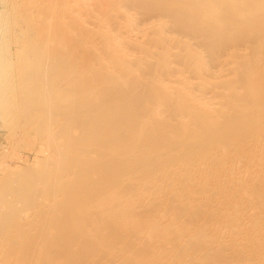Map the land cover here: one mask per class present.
Segmentation results:
<instances>
[{"label":"bare ground","instance_id":"obj_1","mask_svg":"<svg viewBox=\"0 0 264 264\" xmlns=\"http://www.w3.org/2000/svg\"><path fill=\"white\" fill-rule=\"evenodd\" d=\"M48 1H49V3H45V4L43 1V6H42L43 8L37 7L38 10L41 9L40 11H42V10L48 9V10H51V13H53V12L56 13L57 9L54 8L56 6V1L53 0L55 2V3H53V4H55V6L54 7L52 6L51 9H49V4H50L51 0H47L46 2H48ZM63 1H65V0H63ZM31 2L32 1H30V3ZM65 2H66V4H68L67 0ZM132 2H133L131 4L132 7L134 4L135 5L137 4L136 6H138L139 8L142 9L140 11H143V13L146 14L147 16L152 17V16H157V14H159V15H162L164 17L172 18L171 25H170L172 28L171 29H167V28L162 29L161 28L160 30H158L156 32V33H158L159 37L155 36L157 38H153V39L151 37H149V38H151V40L149 39V41L153 42L154 44L156 43V45H157L156 47H158L160 49L159 51H157L158 50V48H157L156 53L155 52L151 53V51H149L150 56H153L154 61L150 60V59H152V58H150V56H149L150 59H146L147 57H145V59L148 60V62H146L144 58H140V60L135 59L137 61H134V60L131 61L129 59L125 60L122 55H119V53H115V50H116L114 47L115 44H112L113 45L112 46L111 45L112 42L109 43L110 45L107 42L106 47L104 46L105 47L104 49H107L108 53L110 51V53H109L110 57L109 58L112 59V61H113L112 63L116 62V65H117V67H115L116 71H118V69L120 71V72L118 71V73H119L118 75H120L118 77L120 79H118L117 82H121V84H118L117 82H116L117 83L116 84L114 82V80L113 81L109 80V78L111 79V77H117V74L114 75L112 73V75H114V76H112L109 73L108 77H109V75L111 77L108 78V80H109L108 84L112 85V83H113L115 86L116 85L117 86L114 88L112 87V89L110 88L109 90L107 89L106 94L103 95V97L100 98V96L96 95L98 92V89L100 87L91 85L92 83H87L92 79V77L94 76L95 73H92V74L87 73V75L88 74L89 75L84 77V74H85V72H84L83 77H81V76L78 77V74L76 73L77 69L73 70L74 67H78V64L76 66V65H73V63H72V65H73L72 66L71 65L72 61L69 62V64H67L66 62L68 61V59H67V61H65V59H63L65 56L61 57V55H63L66 52V51H64V49L63 50L61 49L63 47V45H61L62 47L60 48V50H58L59 53L61 50L64 51V53L62 52L63 54L60 55L59 53H56V55H53L54 53L53 54L51 53L52 56H54V57L58 56L59 59H56L54 57H51V59H50L48 56V58L50 60L54 61V59H56L57 61L55 60L54 61L55 63L53 61H49V63L46 61L48 64V66L47 65L46 66H47V68L49 67L50 72H51V73L49 72L50 73L49 76H51L52 79L49 76H48L49 77L48 79L45 78L49 74V73H47V70L45 72V73H47V75L46 74L44 75V69L43 70L40 69L42 74L37 73L38 71L34 70V69H36V65H43V63L40 61H39V64L35 63L36 61L34 63H32L31 66H32L33 71L24 72L25 71L24 70L23 71L24 74H19L21 70L19 71L17 69L19 71V73H16L17 78L19 77L18 80H20V76L22 75L23 81L25 82V84H27V85H28V83H32V85L34 84L33 87H32V85H30L32 88L31 90L27 91L25 89V91H27V92H25L27 99L25 98L26 100H23V99H21V100L26 101L25 103H27L28 105H27V107H24V109L29 108L28 106L31 107L32 106L31 104L38 103L41 101H46L45 104L43 103L44 105L41 103L44 107L47 104V102L51 101L50 102L51 104L48 103L46 105V107L42 108L41 110L34 111L35 113L31 110L30 111L27 110V112L30 115L35 116L34 114H36L35 117L37 119H36V122L35 121L34 122L39 124L38 127H41L40 125L44 126L43 127L44 131L47 129V131H45V132L49 133V130H51L50 129L51 126L55 125V123L58 120L60 122L57 125L60 124L59 127L62 130L60 129V131H59V129H58V131H55V132H59V134H57L55 132H54L55 134L53 132H52L53 133L52 134L50 132L51 133V135H50V133L47 134V133L43 132L44 134H47L49 137H47L45 135L44 137H46V138L40 139V140H43V141L45 140L47 143H49V144H47L48 147H51V148H52V144L57 145L58 139L64 140V142L66 141V146L69 147L68 150L72 146H74L73 149L75 151H77V154L74 155L76 152L74 154L67 153V151L63 152L64 150L63 151L61 150V152H60V149H58L59 150V156H60L58 158V160L56 159L54 162L51 161L50 163H48V158H46L45 162H43V163L47 162L48 163L47 165H50L51 163H53L52 169L49 166L47 167V165L43 166L45 168L47 167L48 169L49 168L51 169V171H49L50 169L45 170L46 172L51 173L50 174L51 178H48V176H45L48 178L47 179L48 181H49V179H51L53 181V184L50 183L52 185H49V188L51 186V188H50L51 190L53 188L56 189V187L57 188L59 187L62 189V186L65 187V185H67V184H68V186L72 185V186H69L70 188L66 187L65 191L67 189H69V192L67 194L65 193V195H64V192H62L63 194H62L61 198H59V197L57 198V195H56L57 199H55L53 197L52 194L55 192L54 191L55 189L52 190V192L53 191L54 192L51 193V195H47L48 193L51 192V190L48 188L47 184H46L47 188H45V190L47 189L46 190L47 193L45 192L44 189L39 190L36 187L38 185L36 182L39 180L43 181V179H44L43 182H45V181L47 182V180L44 177V174L46 173L44 171V169H42L44 174H42V173L40 174L41 171L39 169L37 172L34 171V172H36V174H38V172H39L38 175H43L44 178H42L38 175H35L36 177L38 176L39 180H37L38 178L35 180L36 177L34 175H32V177H30V175L32 173H30V175H28V173H26L27 177H25V174H22V176L25 177V179L23 178V180L24 181L26 180L25 184H24L23 180H22L23 182L22 181L20 182L19 179H18L19 180L18 182H13L14 180L12 179V181H10L11 183L9 184L8 183L9 179L8 178L6 179L3 175V179L0 181V183H1L0 184V187H1V189H0V239L2 240V241H0V246H1L0 248L3 250L2 252H4L6 249L10 250L11 248L14 250L15 246L19 247L18 245H16L17 243L20 245L19 248L22 249V246H23L22 244L25 243V246H26V243H27V248L23 246V249L25 248L27 250L26 252H28L29 251L28 248L30 247L33 249L34 254H35L36 250L33 247H36V245L33 246V245L28 244L29 239H32L31 236H33V234L35 235V233H36V231L34 232L35 229H31L32 228L31 225H29L30 228L27 227L28 230L31 229V230H29L30 232L28 231V235L30 234L29 236L24 235L23 231H22L23 228L26 227L25 226L26 223H28L30 221L33 222L34 225H36L38 222L40 223V224L38 223V226H40L38 228V231L40 230V232L37 231L36 235L38 236L40 233L38 238L43 239L41 242L44 241L45 244H43V246L42 245L41 246L44 247L46 245V243L50 241V240L48 241L46 239V236H47V234H49V231H50L49 227L52 228V226H53V228H58L59 232H60V230H63L64 228H65V230L69 231L68 229L70 228V225L71 226L74 225V224L73 225L69 224L70 222L77 223V221H79V220H84V219H88V218L91 219L90 217L95 218L96 216H98L100 218V220H101V218H103L104 220L108 219L109 223L108 224L104 223L106 225L102 224L103 226H101V224L99 222H97V219L99 220V218H95L96 220L94 219L95 221L94 220L93 221L97 223V226L95 225L96 223H94V222H92V224L93 223L94 224L93 225L91 224V225L96 226L98 229H96V232H95L93 230L94 228L92 227V230L94 231V233H92L93 235H91L89 238L86 236L88 238L87 240H85L86 243H84V239H83V241L80 240L82 238H80L78 235H76L78 233L72 234V233H74L73 230H71L73 232L71 233L72 235H70L69 237H66V236H63L60 234H58L60 236H54L52 238L54 241V242H52L53 245H52V243H47V245L51 244V245H48V247L49 246H51V247H49V249L47 247H45L46 252L43 251L45 256H48V257L51 256L49 258H45L47 261V262L46 261L45 262L47 264H50V263L52 264V262H50V263H48V262H49V260L53 261L51 259L55 260L56 259L55 256H57L59 254H60L59 256H61V253H63V252L72 253L74 250V247H77L79 244L78 241H80V244H82V246L84 244L85 245L90 244V245H94V247H95V245H96V247H95L96 250L93 249V251H96L95 253H97V254L85 253L87 251H85L84 253H81L80 252L81 248H79L80 254L77 253V255L75 254V256H73L74 257V264H134L133 256H135V255H133V254L139 253L138 251H140L142 248V246H137V244H138L137 241H138V239L140 240L141 237H144L146 235L147 236L150 235V233L152 232L153 229L151 227H149V225H150V223H152V221L154 222V220H152L149 224L147 222L146 224L148 226H145L146 224H144V222H145L144 219H146V218L143 215H141L143 217H141L139 215L145 207H147L146 209H148L149 207H150L149 209H151V208H155L154 206H157L158 203H160V205L162 204L161 201H163L165 198V197L164 198L162 197L163 196L162 195L163 187L165 188V187H167V184L171 185L174 182L175 183L178 182V183H181L182 186L185 188V189L184 188L180 189V187L182 188V186L177 183L178 185L176 184L175 186H180V187H178V188L173 187L171 194L169 193L170 196H174L175 200H177L176 202L178 203L177 205H179L178 206L179 208L177 206H176V208L178 209V211L180 213H183L186 210H188L187 209L188 204H189V202H191L193 200L194 192H192V191H194V190H196L197 192H200L202 190H206L208 197H207V195H205L206 193H203L205 196H203L202 199L208 198L207 200L211 201V199H212L214 202L217 201V199H218L217 202H219L221 199H223V197H225V196H222V193H223V195L228 193V192H226V188L228 185L225 188L221 185H220L221 187L218 185V187H217L218 190L216 188L214 190V187H213V189L210 188V187H212L211 181H213V179L221 182L220 179L222 178L221 177L222 174H220V171H218L217 174L214 173L215 172L214 169L216 167L213 169L214 172L212 173L211 169H209L210 168L209 164H207V166L209 168L208 167L206 168V165L204 164L206 161L205 158L216 160L218 157H221V156H219L221 154L228 153L231 151H236V152L241 153V151H243V150L246 151L245 149H247V147L253 146L254 145L253 143H255V142L258 143L257 145L255 143V146H258L260 144L259 142H264V0H135V1L133 0ZM145 2H147V4ZM30 3H29V5H30ZM58 3L61 6H62V4L65 5L64 3L61 4V1ZM127 3H128V1H127ZM13 4H15V3H13ZM47 4H48V6H47ZM59 4H58L59 8H58V6L56 7V8H58V11L60 8H62V7H60ZM23 5H25V4H23ZM35 5H36V3H35ZM44 5H46V6H44ZM68 5H70V3ZM68 5H66V7ZM131 5H130V7H131ZM36 6H33V8L34 7L36 8ZM18 7H19V5H18ZM63 7H65V6H63ZM112 7H114V6H112ZM115 7H117V6H115ZM53 8H54V10H53ZM139 8H138V10H139ZM167 8L168 9L171 8V9L167 10ZM64 9H66V8H64ZM31 10H32V8L30 9V11ZM55 10H56V12H55ZM67 10H69V9L67 8ZM67 10H64V11H67ZM20 12H22V11H20ZM36 12H38V13H37V17H35V18L39 19V23H40L41 21H40L39 16H41V15L38 16L39 11L36 10ZM43 12L45 14L46 11H42V13ZM8 14H7V16H8ZM32 14H33V12H32ZM44 14H43V16H45ZM48 14H50V11H49V13H46V15H48ZM21 15L22 14L20 13L19 16H21ZM25 15H27V14H25ZM53 15L54 14H52L51 16H53ZM56 15L57 14H55L54 17ZM34 16L32 17L33 18L32 22H33V24L35 23L36 28H39L38 29V33H39L40 27H41V29L44 28V25L46 23L48 24L49 20L46 23L44 22V24L42 22L41 25L43 24V26L38 27L39 26V24H37L38 22H34V20H35ZM60 16H62V15H60ZM60 16L55 17V18L59 19ZM12 17H13V15H12ZM45 17L47 19L50 18L47 16H45ZM29 18H30V16H29ZM13 19H14V17H13ZM23 19H26V20H25V22L22 21V23L23 22L26 23L29 20H31V18L28 19L26 17ZM68 19H70V18H68ZM8 20H10V19H8ZM8 20H7V22H8ZM62 20H63V17H62ZM35 21H38V20H35ZM31 23L29 21L26 24L32 25ZM54 23H51L50 26ZM54 25H56V26H54V27L51 26V28H55L54 30H51V32L54 31L53 32V34L55 33L54 35L51 34V32H48V30L51 29L50 27L47 26L48 29H46V30L43 29V31L47 32V33L44 32L47 36H48V33H50V35H49L50 39L49 40L53 39V37L51 35L56 36V37H58L60 35V38L62 37L61 39H63V36L65 38V36L67 34H65V32H64V34L62 36L60 33V32H63V30L59 31V35H58V33H56V30L59 29L57 27H59L60 24H58L59 26H57L56 23ZM17 26L19 27V23ZM33 26L34 25H32L31 28L27 27V31L23 30V28H22L21 31L23 30L24 33L28 35V40H30L28 44H30V46L37 45L36 47H39V46L43 47V44L42 45H40V44L41 43L45 44L46 41L48 43V40H46L47 36L45 34H43L42 35L43 38L41 37L43 39V41L39 37L40 38L39 42L38 41L36 42L35 38L37 39L38 36L35 37L36 28L35 29L32 28ZM20 27H22L21 24H20ZM64 27L67 28L66 26H64ZM7 28H9V27L7 26ZM7 28L5 30H7ZM28 29H30V30L28 31ZM17 30H19V29H17ZM170 30H171V32L173 31L175 33V35L178 34V36L180 37L179 39H177V37H175L176 39L173 41L176 44V46H174V47L178 48L177 51L176 50L173 51L172 48L169 47L170 45L169 46L167 45L169 43L168 39L170 37L168 38L169 35H167V37L165 35H166V32L170 31ZM27 32L30 34L34 33L33 34L34 37H31L32 35L28 34ZM83 33H81V34H83ZM5 35H6V32H5ZM29 35H30V37H29ZM17 37H18V35H17ZM172 37H171V39L173 40L174 38H172ZM44 38H45V40H44ZM31 39H33V40L31 41ZM83 39H84V37H83ZM66 40H67V37H66ZM105 40H106V38H105ZM33 41H35L38 44H36ZM54 41L55 40L53 39V42ZM1 42H5V41H1ZM76 42H77V40H76ZM151 42H150V44H151ZM173 42H171V43H173ZM71 43L69 44L70 46H71ZM77 43H79V42H77ZM56 44L57 43H55L54 45H56ZM81 44H83V43L81 42ZM57 45H59V44H57ZM72 45H74V44H72ZM45 46H48V44L47 45L45 44L44 48H45ZM50 46H51V44H50ZM240 46H241V48H240ZM36 47L35 48L30 47V48L32 50H33V48H34V50H36ZM72 47L71 48L68 47V49H72L73 51H75V49L78 48V47H76V48L74 47V49H73ZM244 47L247 48L246 49L247 51L245 50ZM39 48H37L38 50H36V51L41 52V50H45L46 53L49 52L48 50L46 51V48L45 49L44 48L39 49ZM238 48H240L241 51ZM31 49H30V52L32 51ZM48 49H49V47H48ZM242 49H244V50H242ZM55 51L57 52V49ZM73 51L71 52V50H70V54H69V50H68V56L73 55L72 58H74L76 55L74 56L75 53ZM90 51H93V50L90 49ZM97 51H99V50H97ZM104 51H106V50H104ZM145 51H146L145 52L146 54H149V53H147L148 50L145 49ZM1 52H4V51H1ZM33 52L34 51H32L31 53L36 56V53L34 54ZM45 52L42 51L43 55L40 53L37 55L39 57H41L40 55H42V57H44L46 55ZM76 52H77V50H76ZM26 53H28V52L25 51V54ZM51 54L49 53L50 56H51ZM86 54H88V53H86ZM94 54H97V52L95 51ZM82 55H84V54H82ZM90 55H92V54L90 53ZM118 55L122 56V57H118ZM35 56L33 58L34 60H36ZM66 56H67V54H66ZM2 57H4V56H2ZM31 57H32V55H31ZM46 57H47V55H46ZM101 57L103 58V56H101ZM52 58H54V59H52ZM69 58H71V57H69ZM20 59H21V57L19 58V61H21L24 58H22L21 60ZM76 59L77 58H75V60ZM10 60H12V59H10ZM46 60H47V58H46ZM58 60L59 61L61 60V62H59L60 64L62 63L61 65L58 64ZM62 60H64V61H62ZM75 60H74V64H76L78 62V60L76 62H75ZM94 60H95V58H94ZM103 60H104V58H103ZM19 61H18V63H20ZM23 61L26 62V59H24ZM144 61L147 63V65L144 64L145 63ZM175 61L178 62L180 65H183L184 67H186L189 72H192L194 75L199 77L201 79V82H199L200 85H198V84L197 85L200 86V88H202V87H203V89L206 88L204 90H207V86H209V85H212V84L215 85V83H213V82L212 83L208 82L206 80V77H205V76H209V74L212 71V68H215V67H217L223 63L224 64L225 63H232L233 68H231V70H232L231 73L232 72L235 73V78L234 77H232L234 79L229 78L230 80H228V81L227 80L226 81L221 80V82L218 81V82H220L219 85L216 83V86L218 85L217 88H219V86H220V88H222V87L223 88L227 87V89L231 88V90L229 89V93L231 92L230 97H229V95L227 96L228 99L226 97H223L224 99L226 98L227 100L221 102L222 105H220L219 107H209L208 105H204L203 104L204 102L200 103V104H196V102L192 96H195V98L197 96L194 95V93H193V95L190 94L194 90L192 91V89H191L192 86L191 85L189 86V84H191V83H189L187 81V79H189V77L186 76L185 74H183V75H185V77H188V78L183 77V75L180 78L179 77L176 78V79L179 78V80H180L179 81L180 86L177 85V88H173L172 85L170 87L169 86L170 84H168V83L165 84L164 82H155L154 81L156 79L155 77H157L160 74L164 75L167 72H169L170 68H171L170 67L171 62L174 63ZM11 63H13V61ZM15 63H16V61H15ZM30 63H31V61H30ZM64 63L66 64V66ZM10 64H7V65H10ZM21 64L23 66V63H20V65ZM33 64L35 67H33ZM54 64H56V66H54ZM57 64L59 65L58 66L59 68L62 67V68H60V69H62V71H63V68L65 70V69H68V67H72V68H69V72L74 73L76 71L75 72L76 74L74 73L75 76H65L64 71L62 72L60 69H58L57 72H55L56 73V76H55V73H53V72L57 69L56 68ZM13 65H14V63H13ZM24 65L26 67V65H28V63H26ZM51 65H53L56 69L51 71V68L53 67ZM133 65H136L138 69H134ZM63 66H65V67H63ZM13 67H15V66H13ZM17 67H19V66H17ZM89 67H91V66L89 65ZM23 68L24 67H22V69ZM107 68H109V67H107ZM70 69L73 71H71ZM87 69H89V68H87ZM1 70L2 69L0 68V72H2ZM112 70H115V69H112ZM9 71H11V70H9ZM107 71L109 72V70H105L104 72H107ZM66 72H68V70L65 71V73ZM95 72H97V71L95 70ZM228 72H230V71H228ZM52 73L54 75H52ZM231 73H229V74H231ZM233 73L231 75H233ZM7 74H5V76ZM2 75H3V73H2ZM18 75H20V76H18ZM210 75L212 76V74H210ZM105 76H106V73H105ZM9 77H12V76H9ZM192 77H195V76H192ZM0 78H2L1 74H0ZM5 78H7V77H5ZM98 78L99 79L97 82H99L101 79L100 77H98ZM104 78H106V77H104ZM95 80H96V78H95ZM108 80L104 79L103 82L105 83V85L107 84ZM0 81H1V79H0ZM3 81H6V80H4V76H3ZM12 81H13V79H11L10 82L13 83ZM110 81H112V83H110ZM169 81H171V80H169ZM174 81H176V80H173L171 82L174 83ZM14 83H16V82H14ZM209 83H211V84H209ZM4 84H6V83H4ZM20 84H22V83H20ZM174 84H176V83H174ZM177 84H179L178 80H177ZM96 85H97V83H96ZM4 86H6V85H4ZM7 86L10 87L11 85L9 84ZM22 86H23V84H22ZM28 86H27V88H28ZM0 87H1V85H0ZM13 87H15V85L13 86V84H12L11 88H13ZM18 87H19V84H18ZM24 87H25V85H24ZM102 87H101V89H102ZM197 87L195 88V86H194L193 88L197 89ZM211 87H208V88L210 89ZM239 87L241 89L245 90V91L242 90V91H244V94H242V95L240 94L242 91L240 92ZM3 88L5 89L6 87H3ZM214 88H216V87H214ZM237 88H239V91H238L239 94L237 93V90H238ZM3 90L0 89V91H3ZM199 91H201V90H199ZM6 92H7V89H6ZM10 93H11V95H13L11 90H10ZM10 93H8V94L10 95ZM38 93H41L42 94L41 97H43V98L39 97L37 95ZM216 93H218V92L216 91ZM220 94L218 93L217 95H220ZM225 94L226 93H224V95ZM11 95H10V97H11ZM2 96L3 95L0 94V100L3 99ZM90 96L92 98L91 100L89 99ZM92 96H94V99ZM95 96H98L99 98L95 97ZM53 97L57 98L58 100H59L58 97H60V100L56 101V99H53ZM5 98H8V104L10 103L11 99H12V101L14 100L13 98H9V96H7V94H6ZM16 98H18V97H16ZM40 98H41V101L39 100ZM197 98H199V97H197ZM201 98L202 97H200V99ZM9 99H10V101H9ZM51 99H53V102ZM86 99L87 100L89 99L90 101L89 100L86 101ZM54 100L56 103L54 102ZM12 101H11V103H12ZM234 101H237V103H235ZM11 103H10V105L13 106L12 105L13 103L12 104ZM19 103H21V102L19 101ZM38 105H40V104L38 103ZM4 106H6V105H4ZM6 107H5V109H6ZM7 108H9V107H7ZM199 110H201L204 114L199 115V113H198ZM3 111L5 112V110H3ZM25 112H26V110H25ZM27 112H26V116L28 115ZM30 112H32V113H30ZM9 113L11 115V110ZM158 113H159V115H158ZM28 116L26 117V120H27ZM15 117H16V115H15ZM25 117L23 118L24 120H25ZM185 118H187V120ZM32 123H33V120H32ZM32 123H31V126L34 125V124L32 125ZM17 125H18V123H17ZM238 125H240V126L236 127ZM12 126H14V125H12ZM233 126H235V127H233ZM229 127H231V128L233 127L232 131L233 130L234 131L233 132L229 131V133L228 132L224 133L225 130L226 131L230 130V129H228ZM16 128H18V127H16ZM35 129H38V128L35 127ZM23 130H25V129H23ZM20 131H22V130H20ZM51 131H53V130H51ZM36 132L39 133L38 130ZM38 135H40V134H38ZM42 135L43 134L41 132L40 136L43 138ZM52 135H54V136L56 135L57 137L56 136L54 137ZM13 137H15V135ZM23 138H24V136H23ZM21 140H23V139H21ZM50 144H51V146H49ZM255 146H253V147H255ZM253 147H251V148H253ZM51 148H49V149H51ZM53 148H55V147H53ZM241 148L243 150H241ZM55 149L57 150V147ZM71 150H72V148H71ZM71 150H70V152H71ZM209 150L213 151V152L220 150L219 151L220 153L219 154L218 153L213 154ZM244 151L242 153H244ZM56 152L58 153V151H56ZM62 152H63V155L66 153L67 154L62 156V155H60V153H62ZM84 152H87V153L83 154ZM247 152L250 153V151H247ZM240 153H239L240 156L246 155L245 153L243 155H241ZM249 153H247V156L249 155ZM254 153H256L255 150L253 153L251 150V154H252L251 157L255 156V158H256L257 154H254ZM192 156L197 161L196 160L193 161ZM196 156H198L199 158ZM239 157H237V160L239 159V161H240L241 157L240 158ZM191 158H192V160H191ZM244 158H246V157H244ZM255 158H254V160L252 158L250 160H253V162L256 160L258 161L259 155H258L257 159H255ZM202 159H204V160L201 162L200 160H202ZM243 159H241V160L245 163H248L247 165H249L251 167L253 166L252 163H249V162H247V160H245V159L243 160ZM247 159L249 160V157H247ZM190 160L193 161V164ZM212 160H209L211 164H212V162H211ZM260 160L263 161L264 159H262V157H261ZM221 162L223 163L222 160H221ZM221 162H219V163H221ZM227 162H228V160L227 161L225 160V162L223 164H226ZM215 163H216V164H214L215 166L217 164L220 166L222 165V163L221 164L218 163V160ZM187 164L192 165V167L195 169L199 168V171H200V169H202L203 170L202 176H204V178L199 177V176H198L199 177L198 179L196 178L197 176H195V178H193L194 175H193V177L192 176L190 177V174H191L190 171H192V169L190 168L191 169L190 171H186V169H185L186 167H184V166H187ZM263 164L264 163L262 162L261 164H259V166H262ZM228 165H230V164H228ZM256 165H258V163L255 164V166ZM226 166H227V164H226ZM255 166L253 167V169H255L257 167V166L255 167ZM182 167H184L183 170L177 171L178 168H182ZM229 167H231V165ZM262 167H264V165ZM218 169H219V166H218ZM98 170L99 171L103 170V171H100L103 174H99V176H97L96 172L98 173L99 172ZM227 170H228V168H227ZM229 170H230V168H229ZM229 170H228L227 174L230 173ZM256 170H257V168L255 169V171ZM255 171L253 172V170H251V173L252 174L254 173L257 176ZM257 171H258L257 173L261 172L259 170H257ZM29 172H31V171L29 170ZM193 172L194 171H192V173ZM224 172H225V170H224ZM232 172H231V175L233 174ZM23 173H25V171ZM198 173H200V172H198ZM198 173H196L195 175H197ZM242 173H243V171H242ZM18 175H21V172ZM46 175H47V173H46ZM198 175H200V174H198ZM262 175H263V172H262ZM10 176H9V178H10ZM225 176H227V175L224 174V177ZM33 177H35L34 180L32 179ZM212 177H213V179L210 181L211 182L210 183L208 181V179L212 178ZM229 177H230V174H229ZM247 177H249V175ZM252 177H254V175ZM258 177H257V180H258ZM261 177H264V175ZM261 177H260V179H262ZM13 178L15 179V177H13ZM17 178H20V177H17ZM40 178H42V179H40ZM200 178H202V179L199 180ZM225 178L228 180V177H225ZM233 178H234V175H233ZM30 179L33 182L36 181V182H34V184L36 183V185L34 187H32L33 182L31 183L29 181ZM51 180H50V182H52ZM87 180H92L90 185L87 183ZM224 180L225 179H223V181ZM229 180H231V178ZM234 180L235 179H233L232 181H234ZM252 180L255 181V186L254 187L252 186L254 189H252L250 187L251 185H248V187L251 189V191L252 190L256 191L257 194L259 192L260 193L259 195L262 196L261 193H262V191H264V189L262 188L263 182L261 183V186H260L259 182L256 183L255 178ZM3 181H6L8 183V185L7 186L3 185L4 184V183L2 184ZM28 181L31 184H28ZM223 181L221 183H223ZM247 181L248 180H246L244 183L245 186L248 183ZM260 181H264V180H260ZM88 182L90 183V181H88ZM227 182H229V181H227ZM22 183L24 185H27V186L25 187ZM164 183L165 184L167 183L166 186H163ZM251 183H252V181H251ZM234 184L236 186V181L233 182L232 185H234ZM253 184H254V182H253ZM256 184H258V186ZM98 185H99V187H96L95 189L100 188V190L97 189V192H95V191L92 192V189ZM213 186H214V184H213ZM35 187L38 189V191H41V192L44 191L43 193L46 194L47 198H48V196H51L49 198L50 200L52 198H54L55 201L52 199L53 201H52V203H50L51 205L46 203L47 201L45 202L46 205L50 206V207L48 206L49 207V209L47 210L48 212L47 211L45 212L46 206H43L44 203L42 204V206H40L41 204L39 205V203L37 202L38 205L40 206L37 209V210H39L38 213L40 214V213H43V211H44L46 214L48 213L47 216L49 215L50 217L46 218V215H43V214H40V215L35 214V216H34V213L32 212L33 217H29V218H31L33 221L27 220L28 222H26V223L21 222L20 220L22 218L21 216H23L22 215L23 211L29 210V208H30L29 206L31 204L35 203L34 201H36L38 191L35 192V190L33 189ZM258 187H261L262 189H260ZM192 188H195V189L192 190ZM221 188H223V189H221ZM61 189H60V191H61ZM219 189H221L223 192H221ZM224 189H225V191H224ZM84 190L87 193L89 190H91V191H89L91 193H88L89 195L86 193L88 196L86 199V202H89V204H90L87 211L82 210L83 208L81 209V207L79 205L81 203L80 201H82V204L85 203L84 199L83 198H77V195L80 196V194H82V192H84ZM86 190H88V191H86ZM165 190H166V188H165ZM216 190L218 192L220 191L219 194L220 193L221 194L219 195ZM228 190H230L231 192L233 191L231 189H228ZM56 191L58 192L59 189H56ZM79 191H80V193H78L76 195V193ZM147 191H148V193L150 192L153 195V199L151 197V199L149 200V196H150V194H149L148 200L146 199V201H144V200H142L141 196H139V194L145 192V195H146ZM160 191H162L161 196H160ZM196 191H195V193H196ZM215 191H216L217 197H214V195H213L215 193ZM234 191H236V190H234ZM246 191H248V190H246ZM41 192H39V193H41ZM165 192H163V194H166ZM190 192L193 194H191ZM231 192L228 194H231ZM59 193H61V192H59ZM55 194H58V193L55 192ZM86 194L85 195L82 194V196L85 197ZM237 194H241V191L239 193L237 192L236 195L234 194L235 197L232 195L234 197L235 202L237 201L235 198L238 199L239 196H241V195H239L238 197H236ZM71 195H72V197H71ZM58 196H59V194H58ZM218 196L219 197L222 196V197L218 198ZM228 196H226V197L229 198L231 195L229 197ZM159 197H161V199H163V200H161ZM168 197H169V195H168ZM241 197L239 199H241ZM252 197H250V199H252ZM74 199H76V200L74 201ZM100 199H102L103 201L100 202L99 201ZM159 199H160V202H159ZM202 199L197 198L196 200L198 202H202V201H200ZM230 199H232V197ZM230 199L229 200L227 199V201L229 203H233V201H230ZM239 199H238V201H241V200H244L245 198H242L241 200H239ZM250 199H249V201H250ZM165 200L167 201L168 198L166 197ZM165 200H164V202H165ZM225 200H224V202H227ZM263 200L261 202H263ZM77 201L80 203H78ZM210 201H208V202H210ZM238 201H237V203H238ZM249 201L247 203L252 204V202L254 200L250 201V202ZM258 201H259V204H261L260 200H258ZM53 202L55 204L56 203H58V204L56 206H55V204L52 205ZM66 202H68V203L70 202V205H73V206H69V210H64L65 212L68 211L65 214L66 217L64 216V218H67L65 220L67 221L70 219L69 220L70 222L69 223L67 222L68 223L67 226L63 225L65 223V220L63 219L64 220L63 221L62 218L61 219L59 218V216L57 215L58 214L57 211L59 209L56 208L57 206H61V204H63V203L66 206V204H67ZM73 202H76V203L74 204ZM208 202L206 203V206H207ZM221 202L223 204H226L222 200H221ZM221 202H219V203H221ZM244 202H245V200L243 201V203ZM71 203H73V204H71ZM169 203L168 204L172 206V209H171L172 212H175L176 208H173V204L175 205V203L172 202V204H171V200L169 201ZM194 203H195V201H194ZM212 203L210 204V207L214 204V203L213 204ZM255 203H257L256 200H255ZM86 204L88 207V203H86ZM221 204L219 205L220 207L222 206ZM233 204H231V205H233ZM238 204H237V207H238ZM240 204H242V203H240ZM215 205H217V203H215ZM51 206L52 207L55 206V208L57 210L54 209V207L51 208ZM162 207H164V206L161 205L160 208H162ZM191 207L193 208V206H191ZM197 207L195 205L194 208L197 209ZM210 207H208L207 210H209ZM213 207L215 208L214 205H213ZM227 207H225L226 209H224V210L222 209L224 211L223 216L225 217V219L229 218L228 221H230V218H231V222L233 223L234 221H232V220L236 221V218H235L236 216L234 217V213L236 211H230ZM252 207H254V206H252ZM165 208H162V212H163V209H165L167 212H168L167 209H169V212H170L171 207L170 208L165 207ZM192 208H191V210H192ZM50 209L55 210L54 215L52 213V216H54V217L51 216V213L49 214ZM63 209H66V208H63ZM63 209H61V210H63ZM199 209H201V208H199ZM216 209L219 210L217 207H216ZM216 209L212 208V210H210V211H212V213H213L214 211H216ZM227 209L229 210V212L228 211L226 212ZM237 209L239 210L240 208L238 207V208H236V210ZM248 209H247V214L249 212ZM259 209H260V207H259ZM37 210L35 208V213ZM152 210H155V209H152ZM156 210H157V207H156ZM244 210H245V208H244ZM262 210H263V208H262ZM178 211L176 212L177 216L179 215ZM204 211H205V209H204ZM223 211H221V212H223ZM239 211L241 212L242 210H239ZM239 211H238V213H236L237 216L239 214ZM165 212H163V213H165ZM217 212H219V211L215 212L216 215L218 214ZM232 212H233V215H232ZM152 213L154 216L156 214H159V213L161 214V212L156 213V211H155L156 214H154V211ZM152 213H150L148 217L151 218ZM176 213H175V215H176ZM193 213H194V210H192L190 212L191 218L194 219L193 221L197 222V219L199 221L200 218H198V217H200V216H198V215L200 214V212H197V216H195L196 213H194L195 215ZM210 213L211 212H208V214H210ZM225 213H228V214H226L227 216L225 215ZM244 213H246V212H244ZM244 213L242 212L241 214H244ZM215 214L213 213V214H211L212 215L211 217H208V216L207 217L209 219L214 218V222H215V219L217 217H218L217 220L219 219V215H217V217H215ZM241 214H239V216H244ZM247 214H245V215L247 216ZM259 214H260V212L258 213V215ZM31 215L32 214H30V216ZM63 215H64V212H63ZM175 215H174L175 220H174V217H173V220L177 222V220H176L177 218ZM249 215H251V214H249ZM37 216H39L40 219L37 218V220L35 221ZM221 216H222V214H221ZM221 216H220V218L223 219L224 217H221ZM246 216L242 217V219L246 218ZM148 217H147V219H148ZM187 217H190V216H187ZM248 217H250V216H247V218ZM58 218H59L58 221H54V219L57 220ZM191 218H190V222H191ZM237 218L239 220L241 219L239 217H237ZM45 219H47V220H45ZM147 219H146V221H148ZM158 219H159V217H158ZM225 219H223V221ZM248 219H250V218H248ZM48 220L50 223L48 222ZM149 220H151V219H149ZM239 220L236 221V222H238V224H235L234 227H233V224L231 222L228 223V225L231 223L230 226H232V228L227 227V229L231 228V230H229L230 232H228V233H230V234H228V236H230V235H235V236L236 235L237 236L238 235H240V236L245 235L242 237L243 241H244L246 238L247 232L251 233L253 230L251 228V230H252V231L250 230L251 232L246 231L249 226H246L245 221L243 220L244 224L247 228L244 225H242V227L244 226L246 228V230H244L242 228L245 232L243 231L242 235H241V233L239 234L238 233L239 229H240L239 224L242 223V220L240 222H239ZM258 220H261V218L260 219L258 218ZM45 221H47V222L44 225ZM59 221H63L64 223L63 222L60 223ZM91 221L89 223H91ZM208 221L209 220L207 219V221H204V223L202 222L200 225H198V226L196 225V228L194 227L195 230H192V231L190 230L191 232H189L188 236H186L187 239L185 237L186 243H189V242L192 243L191 245L193 247L189 246L190 244L188 245V247L185 246L186 245L185 242H183V244H184L183 247L184 246L186 248L191 247V252L193 254L191 255V253H190V255L188 257L191 258L192 264H220V263L226 264V262H223V260L225 259L224 254H226V252L225 251L223 252L221 250L223 253L219 254V253H221V251H219L220 249L218 250V248H217V247H220L221 249H223L222 244H220L221 242H219V244L217 242L219 241V239H220V241H221V239L224 240V237L226 235H224V237L222 236L223 238L222 237L218 238V241L216 240L217 241L216 243L218 246L216 245V243H215V245L213 244L214 247L217 246L216 249H213L214 247L212 246V244H211V247H210V244L207 245L208 243H206V241L207 242L209 241L208 240V238L210 237L209 230H211V229L208 230V228H205V226L206 227L209 226ZM246 221H249V220L246 219ZM35 222H36V224H35ZM83 222H85V221H83ZM157 222H159V220H157ZM160 222H162V221H160ZM192 222H191V224H192ZM33 223H32V226H33ZM98 223L100 224V226H98L99 225ZM172 223L174 224L175 222L171 221V222H168L165 224L162 222L161 226L159 228V229H161V231L158 230L162 234H160L158 232L159 235L163 236L164 235L163 233H166L168 231L170 236H172V235L175 236L179 230L176 232L175 230L177 229V227L175 229V227H174L175 225L173 226ZM211 223L213 224V221H211L210 224ZM142 224L145 226L144 228L139 227L140 225L143 226ZM256 224L258 225V223H256ZM41 225H43V226H41ZM157 225H158V223H157ZM216 225L218 226V223ZM216 225L213 224V226L211 225V227L213 228ZM262 225H258V226L261 227ZM154 226L155 225H153V227ZM193 226H195V225H193ZM222 226H224V225H222ZM44 227H46V228H44ZM178 227L181 229V226H178ZM190 227H191L190 225H189V227H187L188 230ZM17 228H18V230H20V228H21L22 233L20 231H18ZM74 228H76V225L74 226ZM182 228L184 229V227H182ZM204 229L208 230L207 232L209 234V237H206L208 234H205L207 232ZM32 230H33V232H32ZM46 230L48 232H46ZM65 230H63V231H65ZM90 230H91V227H90ZM162 230H166V231L164 232ZM185 230H186V228H185ZM202 230L204 232H202ZM214 230H216V229L213 228V233L215 232ZM257 230H259V229H257ZM257 230L255 231L256 235L258 234ZM44 231L46 233H43ZM63 231H61V232L65 233ZM86 231L88 232V230H86ZM86 231H85V233H86ZM240 231H241V229H240ZM51 232H53V231H51ZM153 232H155V231H153ZM186 232H188V231H186ZM186 232H185V234H187ZM236 232H237V234H236ZM202 233H204L205 236H204V234L202 235ZM260 233H262V232H260ZM54 234H56V233L54 232ZM251 234H253V233H251ZM262 234H264V233H262ZM89 235L90 234H88V236ZM156 235H158L157 232H156ZM169 235L167 234V236H169ZM182 236L183 235H181V236L176 235L175 239H176V237H178V240L177 239L176 240L179 241V240H181L180 238H184ZM213 236L214 235H212L211 238ZM249 236H251V235H249ZM253 236H254V234L252 235V238H254L253 241L254 242L256 241V244L258 245L262 240L259 242V241H257L258 238H255ZM155 237L156 236L154 234L153 239H156ZM163 237H165V236H163ZM204 237L207 238V240L205 239L206 241L204 240ZM215 237H218V236H216V234H215ZM233 237L234 236L229 237V238H233ZM247 237H248V234H247ZM261 237L264 238V236H261ZM84 238H85V236H84ZM157 238L159 240L158 236H157ZM252 238H250V239L252 240ZM214 239H216V238H214ZM158 240L156 239L155 241H158ZM170 240L172 241L171 238H170ZM146 241L145 242L143 241V242L146 244L147 243ZM168 241H169V239H168ZM171 241H170V243H171ZM173 241H174V239H173ZM39 242H40V240L38 241V243ZM148 242H150V243H147L146 246L148 244H152L151 240H149V239H148ZM162 242H164V241H162ZM176 242H174V243H176ZM234 242H236V240ZM249 242H250V240H249ZM249 242H248V244H249ZM257 242H259V243H257ZM209 243H211V242H209ZM237 243H240V242H237ZM261 243L259 245L262 247ZM145 244H144L143 248L145 247ZM177 244L179 245L180 241ZM233 244L232 245L235 246V243H233ZM254 244H253L254 248L250 244L252 246V248L251 249L249 248V250H247V251H250L252 249L254 251V249H258L257 247L259 245L256 246V248H255L256 244L255 245ZM171 245H172V243H171ZM173 245H175V244H173ZM178 245H176L177 248H178ZM237 245L238 246H235V247H237V249H239L240 245L239 244H237ZM246 245H247V243H246ZM39 246H40V244L37 247L38 251H41V249H40L41 246L40 247ZM152 246L150 245L149 247H147V250H148V248H152ZM176 246H174L173 249H175ZM138 247H141V248H138ZM194 247H196V250L198 249L197 251L201 252V254H202V255L200 254L201 257L199 259H198L199 256L197 255V253L194 254V252H193V250H195ZM235 247H234V250H237V249H235ZM242 247L244 248V246H242ZM261 247H259V248H261ZM19 248L18 249L15 248V249H17L18 252L12 251V250L7 251V252L9 253V255L11 253H13V256L11 255V257H13V258H15L16 256H14V255H16V253H18L17 254V256L19 255L18 259H20L21 258L20 253L23 250H20ZM84 248H85V246L83 247V249ZM168 248H167V250H168ZM186 248H185V252H187ZM192 248H194V249H192ZM83 249H82V251H83ZM87 249H88V251H90L89 248H87ZM117 249H119L118 250L119 253H118V251H115V253L117 252L119 255L112 253L114 250H117ZM160 249L162 250V248H160ZM199 249L200 250L204 249V252H202V250L199 251ZM97 250L99 252L101 251V253H103V252L104 253L99 254V252H97ZM121 250L124 252L122 255H121ZM165 250H166V248H165ZM33 251H31V253ZM75 251H77V250H75ZM91 251H92V249H91ZM163 251L164 250H162V252ZM174 251H176V250H174ZM197 251H195V252H197ZM238 251H237V253H235V256H239L238 254L240 253L241 257L243 255L246 258L248 257V259L250 258L249 254L251 255V253H248V256H246L247 254L244 255V253L240 252L243 250H238ZM247 251H246V253H247ZM106 252H109V253H106ZM144 252L145 251H143V253ZM147 252H149V251H147ZM162 252L160 251V253H162ZM23 253L24 252L21 253L22 257L25 255ZM39 253H40V255H39ZM39 253L36 252V254H38L40 256V257L38 256V258H36V256L32 253V255H34L32 257H35V259L37 261H39L38 259L41 258V255H42L41 252H39ZM1 254H3V253H1ZM4 254H6V252H4ZM29 254L30 253L28 252V256H27V253L25 255L26 263H24L25 261L23 262L21 259H20V261L18 260L20 262V264H22V262H23V264L28 263L29 256L31 255V254L30 255ZM177 254L180 255L181 258L182 257L184 258V256H182L183 255L182 252L179 254V251H178ZM187 254H188V252L185 255H187ZM212 254L216 255V256L211 257V256H213ZM123 255H125V256L123 257ZM171 255H173V254H171ZM52 256H54L55 258H53ZM91 256H94V257H92V258H94L93 262L91 261ZM158 256L159 255H157L156 257H158ZM5 257H7V254ZM32 257L30 256L31 259H33ZM61 257H63V256H61ZM61 257L59 258V262H60ZM160 257L157 259H160ZM241 257L239 258L238 264H244L246 262L245 261L246 258L242 257L243 261H245V262L241 263V261H242ZM251 257H252V259L250 258V260H248V259L247 260L249 261V263H251V261H252L251 264H254L257 257L255 258L254 262H253L254 257L252 255H251ZM57 258H58V256H57ZM122 258L123 259L125 258V259L123 260ZM151 258H152V255H151ZM235 258L237 261V257H235ZM25 259H23V260H25ZM31 259H30V261L35 260V259L34 260H31ZM47 259H49V260H47ZM147 259H149V258H147ZM161 259H162V257H161ZM184 259H186V258H184ZM261 259H263L262 263H261V264H263L264 263L263 262L264 257H262ZM3 260L4 259H2V261ZM5 260H6V258H5ZM5 260L3 262H5L7 264V262L9 261V258L7 257V261H5ZM71 260H72V258H71ZM143 260H145V259H143ZM218 260H219V262L220 261L221 262L217 263ZM259 260H260V257H259ZM56 261H54V263ZM158 261H161V262H158L157 264H163V262H162L163 259L158 260ZM164 261H166V260L164 259ZM191 261H189V262H191ZM0 262H1V260H0ZM14 262H16V261H12V263H14ZM43 262L44 261H42V263ZM29 263H31V262H29ZM66 263H68V262H66ZM236 263L237 262L231 263L230 261H228V264H236ZM247 263L248 262H246L245 264H247ZM9 264H11V262ZM14 264H16V263H14ZM59 264H63V262H60ZM68 264H70V263H68ZM147 264H148V262H147ZM188 264H190V263H188ZM256 264H258L257 260H256Z\"/></svg>","mask_w":264,"mask_h":264},{"label":"rangeland","instance_id":"obj_2","mask_svg":"<svg viewBox=\"0 0 264 264\" xmlns=\"http://www.w3.org/2000/svg\"><path fill=\"white\" fill-rule=\"evenodd\" d=\"M30 1H32L31 3H30ZM0 0V42L1 41H5V42H1L0 43V68L2 69L1 71L2 72H0V74H1V77L2 78H0L1 79V81H0V85H1V87H0V89L1 90H3L4 88L3 87H6L3 91H0V94H2L3 96V99H1L0 100V181L3 179V175H4V177L7 179H9V181H8V183L10 184L11 182L10 181H12V179L14 180L13 182H18L19 180H20V182L23 180V178L25 179V177H27V175H26V173H28V175H30V173H32L31 175H30V177H32V175H38L39 174V172H38V174H36V172L38 171V169L41 171L40 172V174L42 173V174H44V172H43V170L42 169H44V171L45 170H49L50 168L52 169V167H53V163H51L50 165H47L48 163H50L51 161L52 162H54L56 159L58 160V158L60 157L59 156V150L58 149H60V152H61V150L63 151V152H66L67 151V153H70V154H74L75 152V154L74 155H76L77 154V151H75L74 149H73V147L74 146H72L71 148H72V150H71V148L68 150V148L69 147H67L66 146V141L64 142V140H60V139H58V142H57V145H53L52 144V148L51 147H48V145L47 144H49V143H47L45 140L43 141V140H40V139H44V138H46V137H44L45 135L47 136V137H49L47 134H49L50 132L52 133H54L55 131H58V129H59V131H60V127H59V125H57L58 123H60L59 122V120L55 123V125H53V126H51V130H53V131H51V130H49V133H47V132H45V131H47V129L44 131V126H42V125H40L41 127H38L39 126V124H37V123H35L36 122V114H34L35 112L34 111H38V110H41L42 108H44V107H46V105L48 104V103H50V102H47V104L43 107V105L45 104V102L46 101H41V98H43V97H41V93H38L37 95L39 96V97H41L39 100L41 101V102H38L40 105H38V103H34V104H31L32 106L30 107V106H28L29 108H25L24 109V107H27V103H25L26 101H22L21 99H23V100H26L27 99V97H26V93L25 92H27V91H29V90H31L32 88H31V86L30 85H32V83H28V85L27 84H25V82L23 81V77H22V75L20 76V75H18V76H20V80H18V78H17V74L16 73H19V71H20V73L19 74H24V72H28V71H33L32 70V63H34L35 61V63H37V64H39V61L40 62H42L43 63V65H36V69H34V70H37L38 72L37 73H41V71H40V69H44V75L46 74L47 75V73H49L50 72V69H49V67L47 68V66H48V64H47V62L49 63V61H53V60H50L51 59V57H54V56H52V54L53 55H56V53H59V51L58 50H60V48L62 47L61 45H63V47L61 48L62 50L64 49V51H66L65 53L67 54V56H68V50H69V54H70V50H71V52L73 51L72 49H68V47L69 48H71L72 46V48L74 49V47L76 48V47H78V48H76L75 49V51H73L75 54H74V58H72V56H66V54L64 53V51H60V55L61 54H63V55H61V57H64L63 59H65V61H67V59H68V61L66 62L67 64H69V62H71V65H72V63H73V65H76L77 66V64H78V67H74L73 68V70H76L77 69V74H78V77H83V74H84V72H85V74H84V77H86V76H88L90 73L92 74V73H95L94 74V78L92 77V81L90 82H87V83H92L91 85H94V86H97V87H100L99 89H98V92H97V94L96 95H98V96H100V98L101 97H103V95H105L106 94V91H107V89L109 90L110 88L112 89V87L114 88V87H116L113 83H112V81L114 80V82L116 83L117 81H118V79H120L118 76H120V75H118L119 73H118V71H119V69H118V71H116V68L115 67H117V65H116V62L115 63H112L113 61H112V59H110L109 57V53H110V51H109V53L107 52V49H104L105 47H106V44H107V42H108V44L109 43H111V45L112 44H115L114 45V47H115V53H119V55H122L123 56V58L125 59V60H127V59H129V60H134V61H137V60H135V59H138V60H140V58H144L145 59V57H147L146 59H150V58H152V59H150V60H152V61H154L153 59V56H150V52L149 51H151V53H156V50H157V48L158 47H156L157 45H156V43L154 44L153 42H151V41H149V39L151 40V38L153 39V38H157V37H159L158 36V33H156L158 30H160L161 28L163 29V28H167V29H171L172 27L170 26L171 25V20H172V18H170V17H164V16H162V15H159V14H157V16H147L146 14H144L143 13V11H140V10H142L141 8H139L138 6H136L135 4L133 5V7H132V1L133 0H67V2H68V4L70 3V5H68V4H66V0L65 1H63V0H54V1H56V6H55V4H53V3H55L53 0H51L50 1V4H49V9H51L52 8V6L55 8V9H57V12H56V10H55V12L56 13H51V10H42V11H46L45 12V14H44V12L42 13V11H40V10H38V8L37 7H42L43 6V1H44V4L45 3H49V1L48 2H46L47 0ZM35 1V2H34ZM60 2L61 1V4L62 3H64L65 5H63L62 4V6L58 3V2ZM127 1H128V3H127ZM131 1V2H130ZM135 1V0H134ZM30 3V5H29V3ZM39 2V3H38ZM115 2V3H114ZM126 2V3H125ZM130 2V3H129ZM13 3H15V4H13ZM35 3H36V5H35ZM146 4H147V2H145ZM23 4H25V5H23ZM33 4V5H32ZM53 4V5H52ZM58 4L60 5V7H62L63 9L64 8H66V9H64V10H67V8L69 9V10H67V11H64L62 8H60L59 9V11H58V8H59V6H58ZM113 4V5H112ZM115 4V5H114ZM118 4V5H117ZM17 5V6H16ZM18 5H19V7H18ZM22 5V6H21ZM32 5V6H31ZM66 5H68L67 7H66ZM74 5V6H73ZM108 5V6H107ZM130 5H131V7H130ZM33 6H36V8L34 7L33 8ZM44 6H46V5H44ZM47 6H48V4H47ZM58 6V8H56ZM63 6H65V7H63ZM112 6H114V7H112ZM115 6H117V7H115ZM136 6V7H135ZM140 6V5H139ZM18 7V8H17ZM139 8V10H138V8ZM16 8V9H15ZM32 8V10L30 11V9ZM43 8V7H42ZM48 8V7H47ZM54 8H53V10H54ZM137 8V9H136ZM15 9V10H14ZM29 9V10H28ZM62 9V10H61ZM169 9H171V8H169ZM168 8H167V10H169ZM12 10V11H11ZM36 10L37 11H39V14H38V16L39 15H41V16H39V18H40V23H39V19H37V18H35V17H37V13L38 12H36ZM14 11V12H13ZM20 11H22V12H20ZM30 11V12H29ZM49 11H50V14H48V15H46V13H49ZM27 12V13H26ZM32 12H33V14H32ZM41 12V13H40ZM61 12V13H60ZM9 13V14H8ZM22 14L21 16H19V14ZM66 13V14H65ZM7 14H8V16H7ZM17 14V15H16ZM25 14H27V15H25ZM43 14L45 15V16H47V17H50L49 19H47L45 16H43ZM52 14H57L55 17H59L60 15H62V16H60V18L58 19V18H55L54 17V15L53 16H51ZM60 14V15H59ZM5 15V16H4ZM10 15V16H9ZM12 15H13V17H14V19H13V17H12ZM30 16V18H31V20H29L30 21V23L33 21V16H34V18H35V20H38V21H35L34 20V22H38L37 24H39V26L38 27H40V26H43V24H44V22L46 23V22H48V20H49V22H48V24L46 23L45 25H44V28H42L41 29V27H40V32L38 33V29L39 28H36V25H35V23L33 24V22L31 23L32 25H34L32 28H36V34H35V37L36 36H38L37 37V39L40 37H42V35L43 34H45L44 32H46V31H43V29L44 30H46V29H48V27H50L51 28V26H56V25H54L55 23L57 24V26H59L58 24H60V26L59 27H57V28H59V29H57L56 30V33H58V35H59V31L61 30H63V32H60L61 33V35L63 36V34H64V32H65V34H67L66 36H65V38H64V36H63V39H61L60 38V35L58 36V37H56V36H53L54 34H53V32H51V30H54L55 28H49L50 30H48V32H51V34H53V35H51L52 37H53V39L55 40L54 42L55 43H57V44H59V45H54L55 43L53 42V39H51V40H49L50 39V33H48V36H47V39L46 40H48V43H47V41L45 42V44L47 45L48 44V46H45V48H46V51L48 50L49 52H45V50H41V52H38V51H36V50H38L37 48H39V47H36L37 45H35V46H30V44H28L29 43V41L30 40H28V35L27 34H25L24 33V31L23 30H26L27 31V27H30L31 28V26L32 25H27L26 23H28V22H26V23H24L25 22V20L26 19H23V18H28V19H30L29 18V16ZM66 15V16H65ZM72 15V16H71ZM75 15V16H74ZM25 16V17H24ZM28 16V17H27ZM45 18H43V17ZM10 17V18H9ZM19 17V18H18ZM62 17H63V20H62ZM7 18V19H6ZM68 18H70V19H68ZM75 18V19H74ZM8 19H10V20H8ZM17 19V20H16ZM43 21H42V20ZM47 19V20H46ZM7 20H8V22H7ZM62 20V21H61ZM65 20V21H64ZM18 21V22H17ZM22 21H24L23 23H22ZM52 21V22H51ZM7 22V23H6ZM11 22V23H10ZM17 22V23H16ZM43 22V24L41 25V23ZM55 22V23H54ZM66 22V23H65ZM69 22V23H68ZM16 23V24H15ZM18 23H19V27L17 26L18 25ZM51 23H54V24H52L51 26H50V24ZM10 24V25H9ZM20 24L22 25V27H20ZM26 24V25H25ZM77 24V25H76ZM9 27V28H7V26ZM16 25V26H15ZM68 25V26H67ZM70 25V26H69ZM72 25V26H71ZM48 26V27H47ZM62 26V27H61ZM64 26H66L67 28H65ZM73 27V28H72ZM7 28V30H5ZM14 28V29H13ZM23 28V32L21 31V29ZM17 29H19V30H17ZM5 30V31H4ZM13 30V31H12ZM30 29H28V31H29ZM34 31V32H35ZM5 32H6V35H5ZM19 32V33H18ZM42 32V33H41ZM84 32V33H83ZM4 33V34H3ZM14 33V34H13ZM28 33V32H27ZM47 33V32H46ZM81 33H83V34H81ZM156 33V34H155ZM174 32L172 31L171 32V30L170 31H167L166 32V37H167V35H169L168 36V40H169V43L167 44L169 47H171L172 48V50L173 51H177L178 50V48H176V47H174V46H176V44H175V42H173L176 38L175 37H177V39H179L180 37L178 36V34H176L175 35V33L173 34ZM28 34H30V33H28ZM34 34V33H33ZM33 34H30V35H32L31 37H34V35ZM38 34V35H37ZM85 34V35H84ZM87 34V35H86ZM172 34V35H171ZM17 35H18V37H17ZM27 35V36H26ZM30 35H29V37H30ZM57 35V34H56ZM109 37H107V36ZM11 36V37H10ZM155 36H157V37H155ZM173 36V37H172ZM7 37V38H6ZM17 37V38H16ZM25 37V38H24ZM45 37V36H44ZM49 37V38H48ZM66 37H67V40H66ZM83 37H84V39H83ZM104 37V38H103ZM149 37H151V38H149ZM171 37L172 38H174L173 40L171 39ZM21 38V39H20ZM24 38V39H23ZM40 38L37 40L36 38H35V40H36V42L38 41L39 42V40H40ZM43 38V37H42ZM41 38V40L43 41V39ZM75 40H74V39ZM87 38V39H86ZM90 38V39H89ZM105 38H106V40H105ZM34 39V38H33ZM33 39H31V41L33 40ZM65 39V40H64ZM73 39V40H72ZM80 39V40H79ZM44 40H45V38H44ZM57 40V41H56ZM76 40H77V42H79V43H77L76 42ZM82 40V41H81ZM15 41V42H14ZM41 41V42H42ZM52 41V42H51ZM66 41V42H65ZM69 41V42H68ZM86 41V42H85ZM33 42H35V41H33ZM35 42V43H36ZM51 42V43H50ZM59 42V43H58ZM72 42V43H71ZM74 42V43H73ZM81 42L83 43V44H81ZM150 42H151V44H150ZM171 42H173V43H171ZM32 43V42H31ZM34 43V44H35ZM54 43V44H53ZM71 43V46L69 45ZM36 44H38V43H36ZM40 44V43H39ZM43 44V47H40V48H44V43H41L40 45H42ZM50 44H51V46H50ZM72 44H74V45H72ZM175 44V45H174ZM32 45V44H31ZM69 45V46H68ZM110 45V44H109ZM173 45V46H172ZM56 46V47H55ZM105 46V47H104ZM113 46V45H112ZM30 47H36V50H34V48H33V50L30 48ZM48 47H49V49H48ZM54 47V48H53ZM67 49H66V48ZM111 47V46H110ZM39 48V49H40ZM44 48V49H45ZM156 48V49H155ZM170 48V49H171ZM175 48V49H174ZM240 48H241V46H240ZM240 48H238L239 50H240ZM243 48V47H242ZM245 48V47H244ZM30 49L32 50V51H34L33 53L35 54L36 53V56L35 55H33L31 52H30ZM57 49V52L55 51ZM81 51H80V50ZM88 49V50H87ZM90 49L91 50H93V51H90ZM144 49V50H143ZM145 49L146 50H148L147 51V53H149V54H146L145 52ZM247 48H245V50H246ZM27 51L28 53H26L25 54V51ZM76 50H77V52H76ZM86 50V51H85ZM97 50H99V51H97ZM104 50H106V51H104ZM154 50V51H153ZM160 49L158 48V50L157 51H159ZM242 50H244V49H242ZM1 51H4V52H1ZM36 51V52H35ZM40 51V50H39ZM42 51L43 52H45L46 53V55H47V57H46V55L44 56V57H42ZM88 51V52H87ZM90 51V52H89ZM95 51L97 52V54H94L95 53ZM241 51V50H240ZM247 51V50H246ZM245 51V52H246ZM63 52V53H62ZM93 52V53H92ZM244 52V51H243ZM4 55H3V54ZM42 54V55H40L41 57H39L37 54ZM49 53L51 54V56L49 55ZM77 53V54H76ZM86 53H88V54H86ZM90 53L93 55H90ZM107 53V54H106ZM82 54H84V55H82ZM99 54V55H98ZM106 54V55H105ZM31 55H32V57H31ZM82 55V56H81ZM103 56V58H104V60H103V58L101 57V56ZM111 55V54H110ZM118 55V57H122V56H119ZM2 56H4V57H2ZM13 56V57H12ZM17 56V57H16ZM34 56L36 57L35 59L36 60H34L33 58H34ZM48 56H49V58H48ZM149 56H150V58H149ZM9 59H8V58ZM12 57V58H11ZM21 57V59L22 58H24V59H26V62L25 61H23L24 59H20L21 61H19V58ZM60 57V58H61ZM69 57H71V58H69ZM83 57V58H82ZM92 57V58H91ZM97 57V58H96ZM99 57V58H98ZM7 58V59H6ZM30 58V59H29ZM39 60H38V59ZM44 58V59H43ZM46 58H47V60H46ZM54 58H56V59H59L58 58V56H56V57H54ZM54 58H52V59H54ZM75 58H77L76 60H75ZM94 58H95V60H94ZM10 59H12V60H10ZM49 59V60H48ZM56 59H54V61L56 60ZM70 59V60H69ZM83 59V60H82ZM102 59V60H101ZM107 59V60H106ZM145 59V61L146 62H148V60H146ZM2 60V61H1ZM74 60H75V62L78 60V62L76 63V64H74ZM106 60V61H105ZM11 63L12 61H13V63H14V65H13V63H9V62ZM15 61H16V63H15ZM18 61L20 62V63H23V66H22V64L20 65V63H18ZM30 61H31V63H30ZM47 61V62H46ZM53 61V62H54ZM57 61V60H56ZM62 61H64V60H62ZM80 61V62H79ZM82 61V62H81ZM144 61V62H145ZM46 62V63H45ZM52 62V63H53ZM59 62H61V60L59 61L58 60V64H60ZM144 63L145 65H147V63ZM150 62V61H149ZM26 63H28V65H26V67H25V65L24 64H26ZM55 63V62H54ZM57 63V62H56ZM111 63V64H110ZM7 64H10V65H7ZM17 66H19V67H17ZM19 64V65H18ZM30 64V65H29ZM57 64V69L54 67V66H56V64H54V66L53 65H51V66H53L52 68H51V71H53L54 69H56L53 73H55V72H57V70L58 69H60V68H62V67H58L59 65ZM62 64V63H61ZM60 64V65H61ZM65 64V63H64ZM116 66H115V65ZM47 65V66H46ZM72 65V66H73ZM89 65L91 66V67H89ZM110 65V66H109ZM13 66H15V67H13ZM31 66V67H30ZM46 66V67H45ZM65 66H66V64H65ZM65 66H63V67H65ZM68 66V65H67ZM81 66V67H80ZM88 66V67H87ZM22 67H24L23 69H22ZM33 67H35L34 66V64H33ZM38 67V68H37ZM106 67V68H105ZM107 67H109V68H107ZM170 71L169 72H167L166 74H164V75H158L157 77H155L156 79L154 80L155 82H164L165 84L166 83H168V84H170L169 86L171 87V85H172V87L173 88H177V85H179L180 86V80H179V78L183 75V74H185L186 76H188L189 77V79H187V81L189 82V83H191V84H189V86L191 85L192 87H191V89H192V91L193 92H191L190 94H192L193 95V93H194V95H196L197 97H199V98H195V96H192L193 98H194V100H195V102H196V104H200V103H203L204 105H208L209 107H219L220 105H222V103L221 102H223V101H225V100H227L228 98H227V96L229 95V97H230V93H229V89L231 90V88H229V89H227V87H225V88H223L222 86V88H220V86H219V88H217L218 87V85H219V83L221 82V80L223 81V80H230L229 78H231V79H234L235 78V73H233V75H231L232 73H231V68H233V64L232 63H223V64H221V65H219V66H217V67H215V68H212V71H211V73L210 74H212V76L209 74V76H205L206 77V80L208 81V82H213V83H215V85L214 84H212V85H209V86H207V90H204V89H206V88H204L203 89V87L202 88H200V86H198V85H200V83L199 82H201V79L199 78V77H197L196 75H194L192 72H189L188 70H187V68L186 67H184L183 65H180L178 62H171V64H170ZM223 67V68H222ZM20 68V69H19ZM29 68V69H28ZM69 68H72V67H68V69H65L64 70V68H63V71H64V75L65 76H75V74L72 72H69ZM87 68H89V69H87ZM94 68V69H93ZM101 68V69H100ZM105 68V69H104ZM133 68L134 69H138L137 68V66L136 65H133ZM19 71H18V70ZM80 69V70H79ZM87 71H86V70ZM112 69H115V70H112ZM9 70H11V71H9ZM25 70V71H24ZM46 70H47V73H45L46 72ZM61 71H62V69H60ZM68 70V72H66L65 73V71H67ZM71 70V69H70ZM73 70H71V71H73ZM91 70V71H90ZM93 70V71H92ZM95 70L97 71V72H95ZM105 70H109V72L107 73V72H104ZM176 70V71H175ZM187 70V71H186ZM16 71V72H15ZM24 71V72H23ZM62 71V72H63ZM81 73H80V72ZM103 71V72H102ZM111 71V72H110ZM176 73H175V72ZM180 73H179V72ZM228 71H230V72H228ZM43 72V71H42ZM120 72V71H119ZM2 73H3V75H2ZM8 73V74H7ZM14 73V74H13ZM51 73V72H50ZM50 73L45 77V78H49V77H51V76H49L50 75ZM52 73V75H54ZM87 73H89L88 75H87ZM105 73H106V76H105ZM111 74L112 75V73L115 75V74H117V77H111L110 75H109V77H111V79L108 77V74ZM139 73V72H138ZM182 73V74H181ZM229 73H231V74H229ZM5 74H7L6 76H5ZM42 74V73H41ZM63 74V73H62ZM177 74V75H176ZM193 74V75H192ZM114 75H112V76H114ZM185 75H183V77H185ZM195 76V77H192V76ZM3 76H4V80H6V81H3ZM9 76H12V77H9ZM42 76V75H41ZM49 76V77H48ZM55 76H56V73H55ZM5 77H7V78H5ZM22 77V78H21ZM43 77V76H42ZM54 77V76H53ZM98 77H100L101 79H100V81L99 82H97L98 81ZM103 77V78H102ZM104 77H106V78H104ZM177 77H179L178 79H176ZM188 77H185V78H188ZM232 77H234V78H232ZM95 78H96V80H95ZM108 78H109V80H112V81H110V83H112V85H110V84H108L109 83V80H108ZM117 78V79H116ZM199 78V79H198ZM11 79H13V83H11L10 81H11ZM51 79H52V77H51ZM104 79H107L108 80V82H107V84L105 85V83L103 82L104 81ZM169 80H171V81H173V80H176V81H174V83H176V84H174L173 82H171V81H169ZM177 80H178V83L179 84H177ZM96 81V82H95ZM218 81H220V82H218ZM224 81V82H225ZM9 82V83H8ZM14 82H16V83H14ZM19 82V83H18ZM95 82V83H94ZM101 82V83H100ZM103 82V83H102ZM2 83V84H1ZM4 83H6V84H4ZM19 84V87H18V84ZM20 83H22L23 84V86H22V84H20ZM96 83H97V85H96ZM118 84H121V82H117ZM116 83V84H117ZM194 83V84H193ZM211 83H209V84H211ZM216 83L218 84L217 86H216ZM11 85L10 87L9 86H7V85ZM12 84H13V86L15 85V87H13V88H11L12 87ZM198 84V85H197ZM4 85H6V86H4ZM24 85H25V87H24ZM34 85V84H33ZM33 85H32V87H33ZM103 87H102V86ZM108 85V86H107ZM110 85V86H109ZM195 86V88L197 87V89H195V88H193L194 86ZM214 85V86H213ZM27 86H28V88H27ZM108 88H107V87ZM119 86V85H118ZM178 86V87H179ZM205 86V87H206ZM213 88H212V87ZM101 87H102V89H101ZM208 87H211L210 89L208 88ZM214 87H216V88H214ZM18 88V89H17ZM200 88V89H199ZM240 88V87H239ZM239 88H237L238 90H237V93H238V91H239ZM6 89H7V92H6ZM25 89L27 90V91H25ZM9 90V91H8ZM10 90H11V92H12V94L13 95H11V93H10ZM18 90V91H17ZM24 90V91H23ZM197 90V91H196ZM199 90H201V91H199ZM204 90V91H203ZM242 90H244V89H241L240 88V92L242 91ZM101 91V92H100ZM216 91L220 94V95H217L218 93H216ZM245 91V90H244ZM244 91H242L240 94L242 95V94H244ZM6 92V93H5ZM100 92V93H99ZM201 92V93H200ZM8 93H10V95H11V97H10V95L8 94ZM18 93V94H17ZM24 93V94H23ZM197 93V94H196ZM224 93H226L225 95H224ZM6 94H7V96H9V98H13L14 100L12 101V99H11V101H12V103H11V101H10V99H9V101H10V103L14 106H11L10 105V103L8 104V98H5L6 97ZM16 94V95H15ZM22 96H21V95ZM102 94V95H101ZM239 94V93H238ZM15 95V96H14ZM13 96V97H12ZM98 96H95V97H98ZM219 96V97H218ZM15 97V98H14ZM16 97H18V98H16ZM22 97V98H21ZM93 97V99H94V96H92ZM200 97H202L201 99H200ZM223 97H226L225 99L223 98ZM20 98V99H19ZM26 98V99H25ZM59 98V100H60V97H58ZM63 98V97H62ZM89 98V97H88ZM99 98V97H98ZM53 99H56V101H59L57 98H55V97H53ZM53 99H51L52 100V102H53ZM90 100L92 99L91 98V96H90V98H89ZM88 99V100H89ZM199 99V100H198ZM203 99V100H202ZM4 100V101H3ZM18 100V101H17ZM49 100V99H48ZM87 99H86V101H88ZM89 100V101H90ZM19 101L21 102V103H19ZM201 101V102H200ZM3 102V103H2ZM18 102V103H17ZM24 102V103H23ZM54 102H55V100H54ZM228 102V101H227ZM235 103H237V101H234ZM5 103V104H4ZM23 103V104H22ZM43 105H42V104ZM56 103V102H55ZM225 103V102H224ZM6 105L7 107H9V108H7L6 106H4V105ZM15 104V105H14ZM19 104V105H18ZM21 104V105H20ZM51 104V103H50ZM10 105V106H9ZM18 105V106H17ZM23 105V106H22ZM4 106V107H3ZM18 108H17V107ZM5 107H6V109H5ZM13 107V108H12ZM16 107V108H15ZM31 108V109H30ZM3 110H5V112L3 111ZM7 110V111H6ZM10 110H11V115H10ZM25 110H26V112H27V110L28 111H33L34 113V115L35 116H33V115H30L28 112H27V114L30 116H28V118H27V120H26V112H25ZM13 113V114H12ZM15 113V114H14ZM30 113H32V112H30ZM160 113V112H159ZM159 113H158V115H159ZM198 113H199V115H202V114H204L201 110H199L198 111ZM15 115H16V117H15ZM25 117V120L23 119L24 117ZM15 117V118H14ZM10 118V119H9ZM13 118V119H12ZM23 119V120H22ZM186 120H187V118H185ZM32 120H33V123H32ZM13 121V122H12ZM23 121V122H22ZM35 121V122H34ZM61 121V120H60ZM190 121V120H189ZM16 122V123H15ZM25 122V123H24ZM191 122V121H190ZM10 123V124H9ZM17 123H18V125H17ZM23 123V124H22ZM31 123H32V125L33 126H31ZM12 125H14V126H12ZM17 125V126H16ZM240 125H238V126H236V127H239ZM16 127H18V128H16ZM31 129H30V128ZM35 127L36 128H38V129H35ZM233 127H235V126H233ZM233 127L231 128V127H229L228 129H230V130H228V131H226L225 130V132L224 133H226V132H228L229 133V131L230 132H233L232 131V129H233ZM11 128V129H10ZM16 128V129H15ZM34 128V129H33ZM42 130H40V129ZM23 129H25V130H23ZM13 130V131H12ZM15 130V131H14ZM20 130H22V131H20ZM39 131V133H37L36 131ZM62 130V129H61ZM41 132H42V136H43V138L40 136L41 135ZM43 132H45V133H47V134H44ZM51 133H50V135H51ZM52 133V134H53ZM55 133H57V134H59V132H55ZM54 133V134H55ZM38 134H40V135H38ZM61 134V133H60ZM15 135V137H13ZM23 136H24V138H23ZM52 136H54V135H52ZM56 136V135H55ZM54 136V137H55ZM41 137V138H40ZM57 137V136H56ZM21 139H23V140H21ZM19 141V142H18ZM60 141V142H59ZM259 142V141H258ZM256 143V145L258 144L257 142H255ZM255 143H253L254 145L253 146H255ZM260 144L258 145V146H255V147H253V146H251V147H253V148H251V147H247V149H245L246 151H244L242 148H241V150H243L244 151V153L246 154L245 156H240L239 155V153L240 152H236V151H231V152H228V153H224V154H221V155H219V156H221V157H218L216 160H212V159H207V158H205V165H206V168L208 167L207 166V164H209V169H211V172L213 173L214 171V173H216L217 174V172L218 171H220V174H222V178L220 179L221 180V182L223 181V179H225L224 181H223V183H221L220 181H216L215 179H213V177L212 178H209L208 179V181L210 182L212 179H213V181H211L212 182V187H210V188H212L213 189V187H214V190H215V188L217 189V187H218V185L220 186H223L224 188L227 186V188L228 189H231V190H233L232 192L230 191V190H228L227 188H226V192H228V193H230L231 192V194H225V195H223V193H222V196H228L229 198H227L228 200L232 197V199H230V201H233V203H229L228 201H227V199L225 198V197H223V199H221L223 202H224V200L225 201H227V202H224V203H226V204H223L222 202H221V200L219 201V202H221V203H219V202H217L218 201V199H217V201H213L212 199H211V201L210 200H207L206 198H204V199H202L203 198V196H205V195H207V191L206 190H202V191H200V192H197L196 190H194L195 188H192V190H194V191H192V192H194V194L193 193H191V194H193V200L191 201V202H189V204H188V207H187V209L189 210H191V206H193V208L195 207V205H196V207H197V209H193L192 208V210H194V213H196V215L195 216H197V212H200V214L198 215V216H200V217H198V218H200V220L198 221V219H197V222H195V221H193L194 219H192L191 218V215H190V212L192 211H188V210H186L185 212H183V213H180L179 211H178V209L176 208V206L178 207L179 205H177L178 203L176 202L177 200H175V197L174 196H170V194H171V191H172V188L173 187H180V186H175L178 182H174L173 184H171V185H168L167 183V187H165L166 188V190H165V188L163 187V192H165L166 194H163V192L162 191H160V196H161V192H162V197L164 198V200L166 199V197L168 198V200L166 201L165 200V202H164V200L163 199H161V197H159L161 200H163V201H161V205L162 206H164V207H162V208H165V207H167V208H170V212H169V209H167L168 210V212L165 210V209H163V212H165V213H163L162 212V208H160L161 207V205H160V203H158V205L157 206H154L155 208H151V209H146L147 207H145L143 210H142V214L140 213V215L139 216H141V215H143L146 219H147V217L149 216V214L150 213H152L153 211H154V214H156V213H159V212H161V214L159 213V214H156L155 216L153 215V213L151 214L152 215V217L150 218V217H148V221H146V219H144V224H146L147 222H148V224L152 221V220H154V222L152 221V223H150V225H149V227H151L153 230H152V232L150 233V237L149 236H144V237H141L140 238V240L138 239V241H137V246H142V248L141 247H138V248H141V252L140 251H138L139 253H136V254H133V255H135V256H133V262H134V264H147V262H148V264H157L158 262H161V261H158V260H162L163 259V264L165 263V264H168L169 262V264H188V263H190V264H192V261H191V258L190 257H188L189 255H190V253H191V255L193 254L192 252H191V247H189V248H186L185 246H187L188 247V245L189 246H192L191 244L192 243H190L189 241V243H186V240H185V237L186 236H188V234H189V232H191L192 230H195V228H196V225L198 226V225H200L202 222L204 223V221H207V219L209 220L208 222H209V226H205V228H208V230L209 229H211V230H209V234H210V237H209V234H208V230H206V229H204V230H206V232L207 233H205V234H208L206 237H209L208 238V242L206 241L207 240V238L206 237H204V240L206 241V243H208L207 245H209L210 244V247H211V244H212V246L214 247V245H215V243L218 241V238H221L222 236L224 237V235H226L225 237H224V240L223 239H221V241H220V239H219V241L217 242L218 244H219V242H221L220 244H222V247H223V249H221L220 247H217L218 245H217V243H216V245L217 246H215L213 249H216V247L218 248V250L219 251H225L226 252V254H224V260H223V262H226V264H228V261H230L231 263L233 262V263H235V262H237L236 264H238V262H239V258L241 257L240 255V253L238 254L239 256H235V253H237V251L238 250H243V251H240L241 253H244V255H246V256H248V253H251V255L254 257L253 258V262H254V260H255V258H256V260H257V262H258V264H261L262 263V260L263 259H261L262 257H264V238H262L261 236H264V234H262V233H264V191H262V193H261V195L262 196H260L259 194V192H258V194L256 193V191H251V189L248 187V185H251L250 187L252 188V189H254L253 187L255 186V181L254 180H252V179H254L255 178V180H256V183L257 182H259L260 183V186H261V183L263 182V185H262V188L264 189V181H260V180H264L263 178L264 177H261V176H263L264 175V167H262V166H259V164H261L262 162L264 163V160L263 161H261L260 159H261V157H262V159H264V142H259ZM49 146H51V144L49 145ZM53 147H57V150L55 149V148H53ZM257 147V148H256ZM49 148H51V149H49ZM250 148V149H249ZM70 150H71V152H70ZM251 150H252V153L254 152V150H255V152L256 153H254V154H257V156H256V158H255V156H253V157H251ZM56 151H58V153L56 152ZM210 151V150H209ZM220 151V150H219ZM219 151H215V152H213V151H210L211 153H213V154H216V153H220ZM243 151H241V155H243L244 153H242ZM247 151H250V153L249 152H247ZM57 154H56V153ZM63 152L62 153H60V155H62V156H64V155H66V154H64L63 155ZM22 153V154H21ZM85 153H87V152H84L83 154H85ZM247 153H249V155L247 156ZM82 154V153H81ZM253 154V155H254ZM211 155V154H210ZM258 155H259V158H258V161L256 160V161H254L253 162V160H254V158L255 159H257V157H258ZM194 156V155H193ZM192 156V158H193V161H195L196 159H194V157ZM241 158H240V157ZM261 156V157H260ZM196 157H198V156H196ZM237 157H239L240 158V161H239V159L237 160ZM244 157H246V158H244L245 160H247V162H249V163H252V167L251 166H249V165H247L248 163H245V162H243L241 159H243ZM247 157H249V160L247 159ZM46 158H48V163L46 162V163H43V162H45V160H46ZM192 158H191V160H192ZM199 158V157H198ZM253 159V160H250V159ZM243 159V160H244ZM50 160V161H49ZM190 160V161H191ZM204 159H202V160H200L201 162L203 161ZM209 160H212L211 162H212V164L210 163V161ZM218 160V163L219 162H221V160L223 161V163L225 162V160L227 161L228 160V162L226 163L227 164V166H226V164H223L222 162V165L220 166V165H214V164H216L215 162ZM260 160V161H259ZM193 161H191L192 162V164H193ZM197 161V160H196ZM208 161V162H207ZM207 162V163H206ZM258 163V165H256L255 166V164H257ZM261 162V163H260ZM221 163H219V164H221ZM254 163V164H253ZM191 164V163H190ZM190 164H187V166H184V167H186L185 169H186V171H190L191 169H192V171H194L193 173H192V171H190L191 172V174H190V177L192 176L193 177V175H194V177L193 178H195V176H197L196 178L198 179L199 177H203L204 178V176H202L203 175V170L202 169H200V171H199V168H197V169H195V168H193L192 167V165H190ZM228 164H230L231 165V167H229L230 165H228ZM47 165V167L49 166L50 168L48 169L47 167V169L45 168V167H43V166H46ZM189 165V166H188ZM218 166H219V169H218ZM256 167L257 168V170H259V171H261V172H259V173H257L258 171L256 170L255 171V169H253V167ZM184 167H182V168H178V170L177 171H181V170H183V168ZM216 167V168H215ZM221 167V168H220ZM191 168V169H190ZM215 168V169H214ZM227 168H228V170H229V168H230V170H229V174H230V177H229V174H227L228 173V170H227ZM233 168V169H232ZM251 168V169H250ZM263 168V169H262ZM25 169V170H24ZM51 169L49 170V171H51ZM189 169V170H188ZM213 169H214V171H213ZM262 169V170H261ZM29 170L31 171V172H29ZM223 170V171H222ZM224 170H225V172H224ZM251 170H253V172L255 171V173L257 174V176L253 173H251ZM25 171V173H23ZM34 171H36V172H34ZM99 171V170H98ZM100 171H103V170H100ZM96 172V175L97 176H99V174H103V173H101V172ZM233 171V172H232ZM242 171H243V173H242ZM10 172V173H9ZM20 172H21V175H18V174H20ZM46 172V171H45ZM198 172H200V173H198ZM223 172V173H222ZM231 172L233 173L232 175H231ZM262 172H263V175H262ZM9 173V174H8ZM13 173V174H12ZM46 173H47V175H46ZM45 174H44V177L45 176H48V178H51L50 176V172H46ZM196 173H198V174H200V175H195ZM261 173V174H260ZM12 174V175H11ZM22 174H25V177L24 176H22ZM49 174V175H48ZM224 174H226L227 176H225V177H228V180L224 177ZM245 174V175H244ZM261 176H260V175ZM11 175V176H10ZM233 175H234V178H233ZM249 175V177H247ZM254 175V177H252ZM9 176H10V178H9ZM38 176H40V177H42V178H44L43 177V175H38ZM38 176L35 178V177H33L32 179L34 180V178H35V180L38 178ZM199 176V177H198ZM259 176V177H258ZM13 177H15V179L13 178ZM17 177H20V178H17ZM257 177H258V180H257ZM260 177L262 178V179H260ZM29 178V177H28ZM42 178H40V179H42ZM47 177H45V179L47 180L48 179ZM91 178V177H90ZM94 178V177H93ZM231 178V180H229ZM5 179V180H6ZM19 179V180H18ZM27 179V178H26ZM89 179V178H88ZM92 179V178H91ZM202 178H200L199 180H201ZM233 179H235L234 181H232ZM37 180H39V178L37 179ZM50 180L51 179H49V181L47 180V182L45 181V182H43L44 181V179H43V181L41 180H39V181H34V182H36L38 185L36 186L39 190H45V188H47V186H48V188H49V185H52L53 184V181L52 182H50ZM246 180H248L247 182V184H246V186H245V181ZM24 181V180H23ZM22 181V182H23ZM26 181V180H25ZM25 181H24V184H25ZM31 183L33 182L31 179L29 180ZM28 181V184H31L30 182ZM88 181H90V183L88 182ZM227 181H229V182H227ZM236 181V186H235V184L234 185H232L233 184V182H235ZM250 181V182H249ZM251 181H252V183H251ZM34 182H33V184H34ZM49 182V183H48ZM91 182H92V180H87V183L90 185L91 184ZM210 182V183H211ZM231 182V183H230ZM253 182H254V184H253ZM4 183V184H3ZM8 183L6 182V181H3L2 182V184L3 185H8ZM36 183L33 185L32 184V187H34L35 185H36ZM50 183H52V184H50ZM159 183V182H158ZM228 183V184H227ZM230 183V184H229ZM258 183V184H259ZM1 184V183H0ZM18 184V183H17ZM23 184V183H22ZM23 184V185H24ZM27 184V183H26ZM46 184H47V186H46ZM165 184V183H164ZM163 184V186H166V184L164 185ZM179 185H181L182 186V184L181 183H178ZM177 184V185H178ZM213 184H214V186H213ZM258 184H256L257 186H258ZM25 187L27 186V185H24ZM69 186H72V185H69ZM68 186V184L67 185H65V187L64 186H62V189L61 188H57L56 187V189H59V191L57 192L56 191V189L55 188H53L52 190H54L56 193H58L59 194V196H58V194H55V192L53 193L52 192V190L50 189L51 188V186H50V190H51V192L50 193H48L47 195H51V193H53L52 195H53V197L55 198V199H57L58 197L59 198H61L62 197V192H64V195H65V193L67 194L68 192H69V189H67L66 191H65V189H66V187L68 188L69 187ZM102 186V185H101ZM220 186V187H221ZM253 186V187H252ZM24 187V188H25ZM33 188L34 190H35V192L36 191H38V189L37 188ZM64 187V188H63ZM96 187H99V185L98 186H95L93 189H92V192L93 191H95V192H97V189L98 190H100V188H97V189H95ZM186 187V186H185ZM249 189H248V188ZM70 188V187H69ZM184 187L182 186V188L180 187V189H183ZM258 188H260V189H262L261 187H258ZM0 189H1V187H0ZM60 189H61V191H60ZM64 189V190H63ZM89 189V188H88ZM95 189V190H94ZM185 189V188H184ZM221 189H223V188H221ZM221 189H219L221 192H223ZM240 189V190H239ZM256 189V188H255ZM259 189V190H260ZM47 190V189H46ZM46 190H45V192H46ZM49 190V191H50ZM218 190V189H217ZM216 190V191H217ZM234 190H236V191H234ZM246 190H248V191H246ZM86 191H88V190H86ZM89 191H91V190H89ZM88 191V193H91V192H89ZM195 191H196V193L200 196H198L196 193H195ZM216 191H215V193L213 194L214 195V197H217V194H216ZM219 191V192H220ZM224 191H225V189H224ZM241 191V194H237V196L236 197H238L239 195H241V196H239V198L241 197V199L242 198H245L244 200H245V202L243 203V201L244 200H241V199H239V200H241V201H238V199L237 198H235L237 201H238V203H237V201L235 202L234 201V197H235V195H236V193L238 192H240ZM260 191V192H261ZM39 192H41V191H38V194H37V197H36V201H34L35 203H33V204H31L29 207V210H27V211H23V213H22V215L23 216H21L22 218H21V222H24V223H26V222H28L29 220H32L31 218H29V217H33V213H34V216H35V214H39L38 213V211L39 210H37L38 209V207H40V206H42V204H43V206H46L45 207V212L49 209V205H46L45 204V202L46 203H48V204H50V203H52V201L54 200V198H52L51 200L49 199L51 196H48V198H47V196H46V194L45 193H43V192H41V193H39ZM59 192H61V193H59ZM219 192L217 191V193L219 194ZM252 192V193H251ZM47 193V192H46ZM78 193H80V191L79 192H77L76 193V195L78 194ZM87 192H85V190H84V192H82V194L83 195H85ZM87 193V194H88ZM170 193V194H169ZM203 193H206L205 195L203 194ZM225 193V192H224ZM233 193V194H232ZM82 194H80V196L79 195H77V198H83L84 199V202L85 203H83L82 204V201H80V202H78V203H80L79 205H80V207H81V209L82 210H85V211H87L88 210V208H89V202H86V199H87V194H86V196L84 197V196H82ZM149 194H150V196H149ZM169 195V197H168V195ZM221 194V193H220ZM219 194V195H220ZM235 194V195H234ZM243 194V195H242ZM56 195H57V198H56ZM63 195V196H64ZM89 195V194H88ZM147 195V196H146ZM146 195H145V192H143V193H141V194H139V196H141V198H142V200H144V201H146V199L148 200V196H149V200L151 199V197H152V199H153V195L149 192L148 193V191H147V193H146ZM165 195V196H164ZM234 197H233V196ZM144 196V197H143ZM222 196H220V197H222ZM253 196V197H252ZM260 196V197H259ZM71 197H72V195H71ZM98 197V196H97ZM96 197V198H97ZM147 197V198H146ZM207 197H208V195H207ZM219 196H218V198H220ZM250 197H252V199H250ZM258 199H257V198ZM262 197V198H261ZM202 199V200H200V201H202V202H198L196 199ZM38 199V200H37ZM49 199V200H48ZM160 199H159V202H160ZM249 199H250V201H253L252 202V204L250 203V204H248L247 202L249 201ZM76 199H74V201H75ZM171 200V204H172V202L173 203H175V205L173 204V208H176L175 209V212H172V206L171 205H169L170 203H169V201ZM204 200V201H203ZM215 200V199H214ZM255 200L257 201V203H255ZM258 200H260V203L262 204H259V201ZM263 200V202H261ZM55 201V200H54ZM58 201V200H57ZM69 201V200H68ZM100 202L101 201H103L102 199H100L99 200ZM194 201H195V203H194ZM208 201H210V202H208ZM249 201V202H250ZM39 203V205H38V203ZM72 202V201H71ZM164 202V203H163ZM169 204H168V203ZM198 202V203H197ZM204 202V203H203ZM208 202V204H207V206H206V203ZM214 204H213V203ZM67 204H66V206L64 205V203L63 204H61V206H57L56 208H58L59 210L57 211V215L59 216V218L61 219L62 218V220L64 219H67V218H64V216H65V214L68 212V211H64V210H69V206H73V205H70V202L68 203V202H66ZM74 204L76 203V202H73ZM73 203H71V204H73ZM86 203H88V207H87V204ZM192 203V204H191ZM203 205H202V204ZM213 204L214 206H215V208L213 207V205L210 207V204ZM215 203H217V205H215ZM219 203V204H218ZM238 204V207L240 208L239 210H242L241 212L237 209L236 210V208H238L237 207V204ZM240 203H242V204H240ZM55 203L53 202V204L52 205H54ZM58 203H56L55 204V206L57 205ZM199 204V205H198ZM222 205L221 207L219 206V205ZM229 204V205H228ZM231 204H233V205H231ZM51 205V204H50ZM63 205V206H62ZM82 205V206H81ZM167 205V206H166ZM191 205V206H190ZM261 205V206H260ZM36 206V207H35ZM49 206V207H48ZM55 206H53L54 207V209H56L55 208ZM65 206V207H64ZM160 206V207H159ZM170 206V207H169ZM228 206V207H227ZM232 206V207H231ZM235 206V207H234ZM250 206V207H249ZM252 206H254V207H252ZM257 206V207H256ZM260 207V209H259V207ZM52 206H51V208H53ZM156 207H157V210H156ZM160 209H159V208ZM203 207V208H202ZM208 207H210L209 208V210H207L208 209ZM216 207L219 209V210H217L216 209ZM225 207H227L230 211H236L235 213H234V217L236 218V221H238L239 219L237 218V217H239V218H241L240 220H239V222L242 220V223H240L239 225V227H240V229H241V231H240V229H239V234L241 233V235H242V233H243V231L244 230H246V226H249L248 228H247V230L246 231H249V232H251L252 230V232L251 233H253L254 234V236L253 237H255V238H258V240L257 241H261L260 243H261V245H262V247L259 245L260 243L259 242H257V243H259L258 245L256 244V241L254 242L253 241V239L254 238H252V235L253 234H251V233H248L247 232V234H248V237H247V234H246V238H245V240L243 241V236H245V235H243V236H240V235H230V236H228V234H230V233H228V232H230L229 230H231V228H232V226H230L231 225V218H230V221H228L229 220V218H227V219H225V217L223 216L224 215V209H226ZM230 207V208H229ZM249 209H248V208ZM263 208V210H262V208ZM35 208H36V213H35ZM63 209V208H66V209H63V210H61V209ZM179 208V207H178ZM199 208H201V209H199ZM212 208L213 209H216V211H219V212H217L218 214L217 215H219V219L217 220V215L215 214V212L216 211H214L213 213L215 214V217H217L216 219H215V222H214V218H208V217H211L212 215L211 214H213L212 213V211H210V210H212ZM221 208V209H220ZM232 208V209H231ZM243 208V209H242ZM244 208H245V210H244ZM40 209V208H39ZM51 210L50 209V211H49V214L51 213V216H52V213H53V215H54V211L55 210ZM152 209H155V210H152ZM160 211H159V210ZM203 209V210H202ZM204 209H205V211H204ZM223 209V210H222ZM226 210V212L228 211L229 212V210ZM235 209V210H234ZM247 209L249 210V212H248V214H247ZM34 210V211H33ZM57 210V209H56ZM196 210V211H195ZM201 210V211H200ZM223 211V212H221V211ZM41 211V210H40ZM53 211V212H52ZM148 211V212H147ZM155 211H156V213H155ZM178 211V216H177V212ZM238 211H239V214H241L242 212L244 213V212H246V213H244V214H241V215H244V216H246L245 214H247V216H250V217H248V218H250V219H248L247 218V216H246V218H243L242 219V217H244V216H239V214H238V216H237V214L236 213H238ZM33 212V213H32ZM42 212V211H41ZM44 211H43V213H40V214H43V215H46V218L47 217H50L49 215L47 216V214L45 213ZM48 212V211H47ZM63 212H64V215H63ZM202 212V213H201ZM206 214H205V213ZM208 212H211L210 214H208ZM260 212V214L258 215V213ZM32 214L31 216H30V214ZM144 213V214H143ZM173 215H172V214ZM175 213H176V215H175ZM185 213V214H184ZM25 214V215H24ZM39 214V215H40ZM165 214V215H164ZM182 214V215H181ZM184 214V215H183ZM202 214V215H201ZM204 214V215H203ZM221 214H222V216H221ZM226 214H228V213H225V215ZM231 214V213H230ZM236 214V215H235ZM249 214H251V215H249ZM56 215V216H57ZM150 215V216H151ZM163 215V216H162ZM170 215V216H169ZM174 215L176 216V220H177V222L176 221H174L175 220V217H174ZM232 215H233V212H232ZM26 216V217H25ZM55 216V217H56ZM57 216V217H58ZM143 216H141V217H143ZM147 216V217H146ZM172 216V217H171ZM186 216V217H185ZM187 216H190V217H187ZM208 216V217H207ZM220 216L221 217H224L223 219H225L224 221H223V219L222 218H220ZM227 216V215H226ZM259 216V217H258ZM25 217V218H24ZM42 217V216H41ZM45 217V216H44ZM52 217H54V216H52ZM66 217V216H65ZM154 217V218H153ZM156 217V218H155ZM158 217H159V219H158ZM173 217H174V220H173ZM254 217V218H253ZM35 218V217H34ZM37 218L38 219H40L39 218V216H37L36 217V219H35V221L37 220ZM59 218L57 219V220H55L54 219V221H58L59 220ZM91 219H84V220H79V221H77V223H75V222H70L69 220H65V223L63 222V221H59L60 223H64L63 225H66L67 226V224L69 223V224H74L73 226H71L70 225V228L68 229L69 231H67V230H65V228L63 229V230H65V231H63V230H60V232H59V230H58V228H53V226H52V228L51 227H49V234H47V236H46V239L49 241V242H47V243H52V242H54L53 241V237L54 236H60V235H63V236H66V237H69L70 235H72V234H75V233H78V234H76V235H78L80 238H82V239H80L81 241H83V239H84V243H86L85 242V240H87L91 235H93L92 233H94V231L96 232V229H98L96 226H97V223L96 222H94L96 219L95 218H99L98 216H96L95 218L94 217H90ZM93 218V219H92ZM190 218H191V222H192V224H191V222H190ZM257 218V219H256ZM258 218L260 219L261 218V220H258ZM42 219V218H41ZM49 219V218H48ZM95 219V220H94ZM106 219V218H105ZM143 219V218H142ZM149 219H151V220H149ZM213 219V220H212ZM246 219L247 220H249V221H246ZM24 220V221H23ZM28 220V221H27ZM45 220H47V219H45ZM50 220V219H49ZM49 220H48V222H49ZM92 220V221H91ZM94 220V221H93ZM157 220H159V222H157ZM164 220V221H163ZM166 220V221H165ZM245 221V224H246V226H245V224H244V221ZM258 220V221H257ZM33 221V220H32ZM83 221H87L86 223L85 222H83ZM91 221V223H89ZM160 221H162L164 224L165 223H168V222H175L174 224H173V226L175 227V229H176V227H177V229L175 230L176 232L178 231V233H176V235H183L182 237H184V238H180L181 240H179L180 241V244L178 245L177 243L179 242V241H177L178 240V237H176V239H175V236H173L172 234V236L174 237H172V236H170L169 235V233H168V231L166 232V233H163L164 235L163 236H165V237H163V236H161V235H159V231L158 230H160L161 231V229H159L160 228V226H161V223L162 222H160ZM211 221H213V224L214 225H216L217 223H218V226L216 225V226H214L213 228L214 229H216V230H214L215 232V234H216V236H218V237H215V234L213 233V228L211 227V225L213 226V224L211 223L210 224V222ZM218 221V222H217ZM220 221V222H219ZM232 221H234L232 224H233V227H234V225L235 224H238V222H236L235 220H232ZM261 221V222H260ZM31 222V221H30ZM28 222V223H26V227L25 228H23V234L24 235H28V231L29 230H31V229H35L34 230V232L36 231V233H37V231H38V228L40 227V226H38V223L36 224V222H35V224L36 225H34V223L33 222ZM47 221H45L44 222V225H45V223H46ZM58 222V223H59ZM68 222V223H67ZM92 222H94V223H96L95 225L96 226H92L93 224H92ZM97 222H99L100 224H101V226H103V225H106V224H108L109 222H108V219H106V220H104L103 218H101V220H100V218H99V220L97 219ZM199 222V223H198ZM224 222V223H223ZM229 222H231L229 225H228V223ZM258 223V225H262L261 227L260 226H258L256 223ZM32 223H33V226H32ZM42 223V222H41ZM50 223V222H49ZM56 223V222H55ZM59 223V224H60ZM98 223V224H99ZM104 223H106V224H104ZM156 223V224H155ZM157 223H158V225H157ZM197 223V224H196ZM223 223V224H222ZM227 223V224H226ZM252 223V224H251ZM262 223V224H261ZM28 224V225H27ZM40 224V223H39ZM78 224V225H77ZM87 224V225H86ZM92 224V225H91ZM100 224L98 225V226H100ZM103 224V225H102ZM226 224V225H225ZM250 224V225H249ZM29 225H31V229H27V227H29L30 228V226ZM47 225V224H46ZM54 225V224H53ZM76 225V228H74V226ZM85 225V226H84ZM143 225V224H142ZM153 225H155L154 227H153ZM189 225L191 226L190 228H189V230H188V228L187 227H189ZM193 225H195V226H193ZM222 225H224V226H222ZM242 225H244L243 227H242ZM41 226H43V225H41ZM88 226V227H87ZM145 226H148L147 224L145 225ZM144 225L143 226H139L140 228H144L145 227ZM178 226H181V229L178 227ZM187 226V227H186ZM251 226V227H250ZM73 227V228H72ZM85 227V228H84ZM90 227H91V230H92V227L94 228L92 231L90 230ZM156 227V228H155ZM182 227H184V229L182 228ZM193 227V228H192ZM195 227V228H194ZM210 227V228H209ZM226 227V228H225ZM227 227H231V228H228L227 229ZM44 228H46V227H44ZM43 228V229H44ZM89 228V229H88ZM179 228V229H178ZM185 228H186V230H185ZM244 230H243V229ZM251 228H252V230H251ZM259 229V230H257V229ZM42 229V230H43ZM79 229V230H78ZM88 230V232L86 231V230ZM157 229V230H156ZM221 229V230H220ZM255 229V230H254ZM17 230H18V228H17ZM41 230V231H42ZM71 230H73L74 231V233H72L73 231H71ZM84 230V231H83ZM191 230V231H190ZM218 230V231H217ZM220 230V231H219ZM251 230V231H250ZM257 230V235L259 236H257L256 235V231ZM18 231H20L21 232V228H20V230H18ZM51 231H53V232H51ZM61 231H63V232H65V233H62ZM78 231V232H77ZM85 231H86V233H85ZM90 231V232H89ZM153 231H155V232H153ZM162 231H166V230H162ZM184 231V232H183ZM186 231H188V232H186ZM30 232V231H29ZM32 232H33V230H32ZM38 232H40V230L38 231ZM46 232H48L47 230H46ZM45 231L43 232V233H46ZM54 232L56 233V234H54ZM156 232H157V234L158 235H156ZM159 232V233H158ZM185 232L187 233V234H185ZM202 232H204L203 230H202ZM211 232V233H210ZM245 232V231H244ZM260 232H262V233H260ZM22 233V232H21ZM36 233H35V235H36ZM72 233V234H71ZM153 233V234H152ZM260 233V234H259ZM33 234V233H32ZM31 234V235H32ZM58 234H60V235H58ZM88 234H90L89 236H88ZM154 234H155V238L158 240V238H157V236L159 237V240L158 241H155L156 239H153V236H154ZM160 234H162V233H160ZM167 234L169 235V236H167ZM204 233H202V235H203ZM205 234H204V236H205ZM214 235L212 238H211V236L212 235ZM236 234H237V232H236ZM30 235V234H29ZM28 235V236H29ZM34 234H33V236H31V238L32 239H29V242H28V244L29 245H33V246H35L36 245V247H33V248H35V250H36V252L37 253H39V252H41L42 253V255H41V258H39L38 260L39 261H37L36 259H35V257H32V256H36V258H38V256L40 255V253H39V255L38 254H36V252H35V254H34V251H33V249L32 248H28L29 249V253L31 254H29L33 259H31L30 258V256H29V260H28V263L27 264H45L47 261H46V259L45 258H49V257H51V256H45V254H44V252L43 251H45L46 252V248L45 247H47L48 249H49V247H51V246H49L48 247V245H51V244H48L47 245V243H46V245L44 246V247H42L43 246V244H45L44 243V241L43 242H41L43 239H40V238H38L39 237V235H40V233H39V235L37 236H35ZM53 235V236H52ZM81 235V236H80ZM249 235H251V236H249ZM261 235V236H260ZM84 236H85V238H84ZM88 238H87V237ZM168 238H167V237ZM228 236V237H227ZM232 236H234L233 238H229V237H232ZM152 237V238H151ZM222 237V238H223ZM149 240H151V243L152 244H148L149 246L151 245H153L152 246V248H148V250H147V247H149L148 245L146 246V244L147 243H150V242H148V239ZM170 238L172 239V241H173V239H174V241L172 242L171 240H170ZM214 238H216V239H214ZM238 240H237V239ZM250 238H252V240L250 239ZM145 239V240H144ZM168 239H169V241H168ZM186 239H187V237H186ZM33 240V241H32ZM40 240V242L38 243V241ZM147 240V241H146ZM164 241V242H162V241ZM167 240V241H166ZM184 240V241H183ZM211 240V241H210ZM214 240V241H213ZM217 240V241H216ZM232 240V241H231ZM236 240V242H234ZM240 240V241H239ZM249 242V240H250V242H249V244H248V242ZM256 240V239H255ZM0 241H2L1 239H0ZM141 241V242H140ZM146 241L147 243L145 244L144 242ZM166 241V242H165ZM170 241H171V243H172V245H171V243H170ZM177 241V242H176ZM214 243H213V242ZM32 244H31V243ZM46 242V241H45ZM79 242V244H78V246L77 247H74V250H73V252L72 253H70V252H63V253H61V256H63V257H61V256H59V255H57L58 256V258H57V256H55L56 257V259L54 260V259H51V260H53V261H50L49 259H47V260H49V262L48 263H50V262H52V264H59L60 262H63V264H68V263H70V264H74V257L73 256H75V254L77 255V253L78 254H80L79 253V248H81V250H80V252L81 253H84L85 251H87V252H85V253H94V254H97V253H95L96 251H93V249H95V247H96V245H95V247H94V245H90V244H88V245H83L82 246V244H80V241H78ZM77 242V243H78ZM174 242H176V243H174ZM183 242H185V246L183 247ZM209 242H211V243H209ZM237 242H240V243H237ZM37 243V244H36ZM82 243V242H81ZM233 243H235V246H238L237 244H239L240 246V248L239 249H237V247H235V246H233L232 244ZM237 243V244H236ZM244 243V244H243ZM246 243H247V245H246ZM256 245H255V244ZM40 244V246H41V251H38V245ZM144 244H145V247L143 248V246H144ZM168 244V245H167ZM173 244H175V245H173ZM214 244V245H213ZM242 244V245H241ZM253 246V244L255 245V248H256V246H258L257 248L258 249H254V251H253V249L252 250H250V251H247V250H249V248L251 249L252 248V246ZM16 245H18L19 247H20V245L17 243ZM24 247H26L27 248V243H26V246H25V243H23L22 244ZM52 245H53V243H52ZM176 245H178V248H177V246ZM182 245V246H181ZM23 246H22V249H20L19 247H14V250L11 248L10 250H12V251H16V252H18L17 251V249L19 248L20 250H23L22 252H24L23 254H25L26 255V253H27V256H28V252H26L27 250L25 249H23ZM39 246V247H40ZM85 246V248L83 249V247ZM88 246V247H87ZM136 246V247H137ZM169 248H168V247ZM174 246H176V248L175 249H173V247ZM232 246V247H231ZM242 246H244V248L242 247ZM248 246V247H247ZM1 247V246H0ZM92 247V248H91ZM94 247V248H93ZM182 247V248H181ZM193 247V246H192ZM209 247V246H208ZM234 247H235V249H237V250H234ZM247 247V248H246ZM259 247H261V248H259ZM15 248H17V249H15ZM37 248V249H36ZM87 248H89V250L91 251V249H92V251L90 252V251H88V249ZM160 248H162V250H164L163 252H162V250L160 249ZM165 248H166V250H165ZM167 248H168V250H167ZM171 248V249H170ZM181 248V249H180ZM184 248V249H183ZM185 248H186V251L188 252V254L187 255H185L187 252H185ZM195 248V250H193V252H194V254L195 253H197V255L199 256H197L198 257V259L201 257V252H198L197 250H196V247H194ZM194 248H192V249H194ZM199 248V247H198ZM242 248V249H241ZM253 248H254V246H253ZM1 249V248H0ZM82 249H83V251H82ZM143 249V250H142ZM145 249V250H144ZM150 249V250H149ZM183 249V250H182ZM246 249V250H245ZM10 250H8V249H6L4 252H6V254H7V257L9 258V261L11 262V264H14V263H16V264H20V259L24 262V263H26V259H25V255L22 257L21 256V253H20V259H18L19 258V255L17 256V254L18 253H16V255H14V256H16L15 258H13V257H11V255L13 256V253H11L10 255H9V253L7 252V251H10ZM19 250V251H20ZM33 251L32 253L34 254V255H32V253H31V251ZM75 250H77V251H75ZM96 250V249H95ZM119 249H117V250H114L112 253H115V251H118ZM174 250H176V251H174ZM190 250V251H189ZM202 250V252H204V249H201ZM200 249H199V251H201ZM256 250V251H255ZM1 252H0V254L1 253H3V254H1L0 255V260H1V262L4 264L5 262H3L4 260H5V258H6V260L5 261H7V257H5L6 256V254H4V252H2L3 250L1 249L0 250ZM49 251V250H48ZM143 251H145L144 253H143ZM147 251H149V252H147ZM160 251L162 252V253H160ZM179 251V254L182 252V256H184V258H186V259H184L183 257L181 258V256L180 255H178L177 254V252ZM181 251V252H180ZM195 251H197V252H195ZM221 251V253H219V254H222L223 252ZM235 251V252H234ZM246 251H247V253H246ZM262 251V252H261ZM26 252V253H25ZM97 252H99L98 250H97ZM172 252V253H171ZM229 252V253H228ZM234 252V253H233ZM239 252V251H238ZM101 253V251L99 252V254ZM104 253V252H103ZM103 253H101V254H103ZM106 253H109V252H106ZM118 253H119V251H118ZM117 252L115 253V254H118ZM124 252L121 250V255L123 254ZM199 253V254H198ZM22 254V255H23ZM72 254V255H71ZM138 254V255H137ZM141 254V255H140ZM149 254V255H148ZM166 254V255H165ZM171 254H173V255H170ZM201 254V255H200ZM119 255V254H118ZM143 255V256H142ZM148 255V256H147ZM151 255H152V258H151ZM157 255H159L158 257H156ZM213 255V254H212ZM218 255V254H217ZM251 255L249 254V256H250V258L252 259V257H251ZM125 255H123V257H124ZM145 256V257H144ZM162 257V259H161V257ZM174 256V257H173ZM180 256V257H179ZM187 256V257H186ZM216 255H213V256H211V257H215ZM5 257V258H4ZM40 257V256H39ZM53 258H55L54 256H52ZM61 257V259H60V262H59V258ZM92 257H94V256H91V261L93 262V259L94 258H92ZM144 257V258H143ZM160 257V259H157V258H159ZM170 259H169V258ZM179 257V258H178ZM196 257V258H197ZM219 257V256H218ZM217 257V258H218ZM235 257H237V261H236V258ZM242 257H244L243 255H242ZM242 257H241V259H242ZM259 257H260V260H259ZM12 260H11V259ZM17 258V259H16ZM25 259V260H23V259ZM27 258V257H26ZM71 258H72V260H71ZM135 258V259H134ZM147 258H149V259H147ZM181 258V259H180ZM190 260H189V259ZM244 258H246V257H244ZM250 258L248 259V257L246 258V262H248L249 263V261L248 260H250ZM2 259H4L3 261H2ZM30 259L31 260H34V261H30ZM123 259V258H122ZM125 259V258H124ZM123 259V260H124ZM143 259H145V260H143ZM147 259V260H146ZM164 259L166 260V261H164ZM215 259V258H214ZM240 259V260H241ZM248 259V260H247ZM19 260V261H18ZM59 262H57V261ZM63 260V261H62ZM132 260V259H131ZM174 262H173V261ZM191 261V262H189V261ZM256 260H255V262H254V264H256ZM7 262V264H9L10 262ZM12 261H16V262H14V263H12ZM42 261H44L43 263H42ZM46 261V262H45ZM54 261H56L55 263H54ZM68 262V263H66V262ZM145 263H144V262ZM169 261V262H168ZM176 261V262H175ZM178 261V262H177ZM245 261H243V259H242V261H241V263L243 262H245ZM0 262V263H1ZM19 262V263H18ZM23 262H22V264H23ZM29 262H31V263H29ZM40 262V263H39ZM221 262V261H220ZM219 262V260L217 261V263H220ZM245 262V263H246ZM264 262V261H263ZM1 263V264H2ZM82 263V262H81ZM244 263V264H245ZM247 263V264H248ZM251 263H252V261H251ZM251 263H249V264H251ZM6 264V263H5ZM47 264V263H46ZM51 264V263H50ZM220 264H222V263H220ZM264 264V263H263Z\"/></svg>","mask_w":264,"mask_h":264}]
</instances>
